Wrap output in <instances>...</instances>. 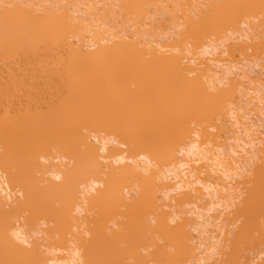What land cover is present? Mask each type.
<instances>
[{"label":"bare ground","instance_id":"1","mask_svg":"<svg viewBox=\"0 0 264 264\" xmlns=\"http://www.w3.org/2000/svg\"><path fill=\"white\" fill-rule=\"evenodd\" d=\"M4 1L6 2V0ZM4 1L0 0L1 2L0 6L2 7L0 8V106L3 104L2 102L5 100V97L8 94L12 95V93H8V91H7L8 93L7 95H3L4 91L6 92L7 89L9 90L11 89L12 92L14 93L20 90H22V93H24L25 90H27L26 92H29L27 88L23 90L24 88L20 85V83L22 82L21 80L26 81L27 79L25 77H27L28 75H31V74H28L29 70L27 73H25L27 70L26 71L24 70L26 66H27V69H29L27 64L29 61H31L30 59L28 60L26 54H24L27 52H29L30 54H33L32 57L34 58L35 61H37L38 58H41V55H42V58L43 56L44 57L47 56L45 57V59L46 58L48 59L50 57L48 60L49 61L51 60L52 64L50 65L47 64L48 65L47 67H50V66L54 67L55 65L54 62L58 61V59L61 57L59 59V61H61L62 59L61 61L62 63L60 65H58L60 63L58 61V63L56 62L57 65H55V67L53 68L54 70L52 69V67H50L54 71L53 73H50V77H48V75H49V72H52V70H50V68L47 69V67L45 66L46 63L45 65L43 64L44 66H42L41 64L42 61L38 62L40 70L43 71V72L41 71V73H43L44 76L43 74H39V75L44 77L45 79L47 78V81L51 79L52 82H54L53 80H55V78H52V75L53 76L55 75L54 77H56L57 80H59L57 76L62 77L64 79L66 78L65 81H68V83L70 79L76 76L78 77L85 76V78L88 76L89 78H91L93 75L92 73L94 72H95L94 73L95 75L100 76L99 75L100 72L98 71L99 69L97 70L98 66L94 65V67H91L92 65H90L91 64L90 62L91 61L93 62L92 58L94 57H96L94 58V61L96 62L95 59L98 58L97 56H99V54L100 55L102 54L103 57L101 58L100 56V58H98L102 60L101 61L97 60L96 63L100 64L101 62V64H103L102 61H104L105 66L103 64L102 65L104 66L103 69L102 68L100 69L103 71L104 68H107L109 69L108 72L110 71L112 75L115 74L114 75L115 77L113 79L112 75L108 73L106 69V71L104 70L105 77L108 78L107 76L109 75L111 76L113 80H116L118 79V77H120V80L122 78V81L120 80L119 81L116 80V81L120 82V85L121 83L123 84V82L128 81L126 82L128 84L125 83L126 86L129 85V80L131 79L134 82H136V85L138 82L145 81L146 83L147 81V83H149L148 84L149 86L144 85V83L142 82H141L142 84L138 83V86L141 85V86H145V88L147 87L146 89L143 87L145 89L144 94L146 93L148 94L151 92L153 93L151 94V96L149 95L147 97L146 95L141 93L143 92L141 90L140 93L142 95L140 94L141 96L140 97L138 96L137 98L138 99L143 98L141 100L144 103L145 101L144 98L146 97V100L148 98V101H147L148 104L146 102L145 103L149 105L150 107L152 104L154 106L150 108L149 106L146 105L147 108H150L149 111L147 110V108L144 109V111L145 110L148 111V113L146 114L147 111L145 112L143 111V107L145 106L144 105L145 103L143 104L141 100L138 103V99L134 97L137 94H134V96L132 94V95H129L130 97H128V92L130 94L131 92L133 93L134 91L136 93L137 89L140 90L139 88L136 89L135 83L133 81L132 82L134 83V86H132L133 85L132 84L131 86H129V88L131 87L130 89H136V90L130 91V89H128V87H126L125 85H124V88L125 89L127 88L128 90H124L122 85L120 86L116 84L117 83L116 81H113L116 83L108 84V85H114V86L116 85L118 90L121 87L123 89L122 90L120 89L121 94L118 96H117V93L119 91L117 90V93H115L117 88L114 90L112 89V92H110L111 89L106 84L109 78L106 79L103 74H102L103 76L102 75L101 76L105 78L104 79L105 85H107L106 87L109 88L110 90L104 88L103 86L102 88L108 91L106 92L108 93V95L110 93L113 94V91H115L114 94L117 97H115L114 95L106 96L105 94L106 90L104 91L105 96L109 98V100L110 98L112 99L115 98V100L120 101L119 103H121V101H125L124 106H122L123 104L119 105L122 107L121 110L122 109L123 110L122 111L118 110V107H119V106L117 107L118 102H116L115 100H114L115 101L114 104H112L113 100L112 101L110 100L109 102L112 105L117 107V108L115 107V110L117 109L119 112L121 111V113L124 111V114L125 112L127 114L128 111L126 110H129L130 107L135 106L136 108L135 107L130 108L131 110L129 111L131 112V115H130L131 118L132 116L139 114V116L137 115L136 117L137 120L134 117V120L136 121H134L133 118H132L133 122L131 121V119L130 121H128L129 120L128 118H130L128 117L130 112H128L127 114L128 116H126L127 118L125 117L127 121L125 120V122H123L124 121L123 119L125 118H122V116H120V115H123V113L122 114L117 113L119 115L118 116L117 114H115L114 109L111 110L114 106H111V105L109 106V102L107 101L106 103L104 101L105 104L109 106L108 107L109 111H108V108L104 106V103H101V100L103 99L108 100V99H105L104 98L105 96L102 97L101 96L102 94L100 92L98 93V91L96 90L97 88L95 86H92L94 88L91 87L94 90L92 89L90 91L86 90V88L89 89L88 87L90 85L87 87V84L85 83V81H88L89 79L88 80L84 79V82L82 81L84 77L81 78V82H82L81 84L83 83L86 84L85 90H84V86L83 88H81L80 82L79 83L77 82L78 79L76 78L77 80L75 79L76 80L75 81L73 78L72 82L73 81L74 83L76 82L74 86L80 85L79 88L81 89H73L74 88L73 85L71 87V84L69 83L70 85L67 84L69 87L67 90L69 91L68 93H64L65 94V95L63 94L64 96H62L61 93H59V96H57L56 95L58 91L57 89H56L57 91L55 90L56 92L53 91L55 92V95L50 91L52 98L50 99L49 103L51 104L49 105L48 102L46 103H48L47 105L48 107L51 106L50 107L51 110L48 107L47 109H45L46 106L42 105L45 103L44 102L45 99L40 100L43 102V103L40 102L42 103L41 105L37 103H35L34 105L33 100L30 101L29 99V95L31 94H29L28 96L23 95L21 94V91H20V94L23 95L24 97L21 95H18L19 94L18 92H17L18 94L16 93L17 95L15 94L16 97L13 95L14 98H16V100L19 99V97L25 98V96H27L28 98L27 100H29V104H28V101L26 100L27 104L25 106H27V108L28 107L31 108L29 106L30 102H32L33 103L32 105H34L35 107H37V105H40L37 107V111L38 109L39 111L42 110V112L40 111L39 114L45 113L46 117L48 116L47 113L51 116L55 113V110L53 111V107L56 109L55 106L56 104H58L57 106L59 108L56 109L57 111L56 113L57 114L59 113V116L58 117L53 116L55 117V120L50 121V124L49 122L47 123L46 120L43 121L41 119V121L44 122V125L45 123L48 125V127H45V130H41L43 132L42 134L41 131H39L38 129L37 131H35L36 129L31 128L33 127L32 125L29 127L30 123L28 121L30 120L28 119H31V124H32L33 121L35 123V118H36V121L37 120L40 121L39 118L43 117V119H45L46 117L44 118V115L42 117H40L39 115L38 119L35 115L34 117L33 114L35 113H33L32 109H29V108L26 109L24 108L25 107L24 105H23L24 107L21 106L22 102L20 103V101H22L21 99L23 98L19 99L20 100L18 102L20 103L19 109L21 110H19L20 112L19 111L17 112L18 114L21 113L20 115H23V112L25 113L28 110L29 113L26 112V114H24L26 115V117L27 116L28 117L26 118L23 116V118H25L26 120L20 121L21 125L19 124L18 121L21 120L20 118L22 117L18 118V121H15L13 120L15 118L11 119L10 116H8L9 115L8 113H5V114L9 118L5 117L4 114L0 113V264H151V263L153 264V262H155L154 264L156 263L157 264L158 263L159 264H173L172 263L173 259L171 257L170 251H173V249L176 250V248L171 247V245L175 243L178 244L177 249L179 248L180 250V252L179 250L178 251L176 250L177 251L176 255L178 257V260L176 259V256H175L176 252L174 253L173 251L174 254L172 253L174 255L173 258L175 257L176 263L184 264L185 260L189 259V261H187L189 263L187 264H190V262L192 264L193 260L195 259H197V262L199 261V257L205 252V250L207 251L209 250L213 252L212 249L214 248L207 249V246L205 245V243H203V239H205L203 237H205L206 233L209 231V230L207 231V229L205 228H207V226L211 224L210 223L212 222L211 220L217 218L214 216L213 217L210 216V213L215 211V208L217 207L216 205L218 204L219 206L223 208V210L225 209V211L228 212L226 215L227 218L224 217L223 215H222L223 217L221 216L223 219L228 220L225 223L223 222V224L228 225V223L229 224H232L233 222L234 223L232 225H229L231 229L228 228L225 233L222 231L224 234L222 235L223 236L222 241H225L229 245L228 247L230 249L228 248L227 251H225L226 249H223L227 247V245L224 246L226 244L225 242H221L219 245L224 244L223 247H221L222 246L221 245L220 248L218 247L219 250L217 249V251H219V253L222 254V256H219L221 259L219 257L218 258L221 261L222 259L224 261L221 262L219 261V259L217 260V258L216 259L214 258L211 260L219 261L220 263L218 262V264H223L225 262H228L227 264H264V133L263 132L260 133L258 129H257L258 131L255 129V131H253L254 132L253 136L251 135L252 138L250 135L243 138V139H246L247 137H250L252 139L250 140L251 144L250 142L248 143L246 141L243 142L241 140L242 138L240 139L238 138V136L237 137L235 136L236 137L235 138V137H232L231 135L232 133L233 134L235 133L234 129L238 130L240 126L242 128V126L244 125V123L240 121V117L237 118L236 116V113H239L237 112L239 108L238 109L236 108L237 111L236 109L234 110L236 112L234 114L232 111L233 109L231 110L232 105H234L235 102L239 103V101L240 102L242 101L241 99L240 100L238 99L239 97H245V98L248 97V99L246 100H249L251 98V95L248 93V91H251V94L253 93L251 102H253L254 100V102L252 103V106L254 104L257 105V102H258V105H257L258 107L261 104L260 102L264 100V97L260 98V95H259L261 94L260 89L262 87L264 89V86L262 84V86L259 89L257 88L258 85H255L254 86L255 88L253 86H252L253 89L251 88L250 86L251 83L248 82L249 80L248 78H251V77L249 76L247 77V74H246L250 72L249 70L251 69L250 63L248 62L247 63L249 65L240 64V65H243L242 66L243 69L244 67L246 68L244 69L246 73L244 71L243 72L241 71L240 73L234 72L236 74V75H233L234 78L240 77V79L233 78V80L238 79L236 83H234L235 81L233 83L232 81L229 83L230 79L228 80V78L226 79L228 80L227 82L226 80L223 81L222 79H220L221 77L218 75V70L221 69L220 65L223 62H221V60H219L218 57L220 55L219 58H221V56L223 55V51L222 52L220 51L221 53L219 54H218V51H216L220 48L221 46L220 44L223 41L224 42L226 41L225 43L228 44V40L230 41L231 39L230 36H229L230 38H228V36L226 35L227 31H225L226 29L224 30L225 28L224 26L226 27L232 26L230 27L232 29L237 27V29H234V30H238V26L240 25V23L242 22L244 24V22L247 21L246 19L247 16L250 18V20L251 19L255 20L256 18L254 17L257 13L256 15L257 19L260 18L259 20V23L261 24V25L259 24L260 27L257 28V26H255V23H258L256 21L255 23L251 22L250 24L251 25L254 24V26L256 27V29H254V26H252L254 30H258V29L260 30L262 28L261 27L262 23L264 24V22H262L264 21L262 20V18H264V0H233V1L230 0L231 2H229V0H224V1L218 0L217 2L216 0H213L216 2L214 4L217 5L218 2L219 4L217 5L218 8L217 6L214 5L217 9L212 10V13L211 12L208 13V10L206 11L205 10L206 8L204 9V6L206 7L207 4H208L207 5L208 8H212V7L215 8L212 5L209 6V4L212 3L210 2L211 0H204L205 3L208 2L206 3V5L204 2H202L203 0H200V1L198 0L199 2L197 0H191L192 2L190 0H182V1L172 0L173 2L177 1L180 4L182 3L181 6H184L185 9L188 6L189 11L188 9H186L187 12L183 7L179 6L180 5L179 3L177 4V2L176 3L174 2L177 6L172 4L173 2H170L171 0H167V1L166 0L165 1L164 0H161V1L160 0H121V1L113 0L115 2L120 3V4L118 3V6H120L121 4L122 6H124V7L119 8V10H117L116 8H113V5L111 4L109 5L110 7L107 6V2L105 4L104 0H96V1L86 0L87 2L84 0H72L71 6L68 7V9L66 8V6L64 7L63 5V4L68 3L67 0H61V2H57L59 0H56V1L39 0L41 1L40 3H38V5L40 4L39 5L40 7L36 5L38 2L37 0H8L9 2L7 3H5ZM32 1H34V3ZM108 1H111V0H108ZM162 1L163 3H161ZM168 1L170 2V5L168 4L169 3ZM184 1H187V2L184 3ZM225 1H228V3H226ZM55 2H57L56 6H55ZM96 2L99 4H102L103 6L100 5L98 7ZM115 2L114 4H116ZM164 2L165 3L167 2L166 4L169 5L171 8H169V6H167ZM58 3L61 6V8L58 5ZM151 3H154V5ZM186 3H189V4H186ZM91 4H93V6ZM155 4L156 6L158 4L157 6L158 9L154 7ZM196 4L197 5L199 4V5L197 6ZM32 5L33 6L36 5L35 6L36 8L32 7ZM165 5L168 8H166ZM7 6H9V8L6 9ZM94 6L97 8L95 9ZM150 6H152V8ZM122 8L123 9L125 8L127 12H124L125 10H123ZM147 8L148 9L151 8L153 10L149 9L150 11L153 12L155 10L157 13L153 12V14H151V12ZM159 8H162V10ZM180 8H182L184 12L182 10L180 11ZM201 9H204V10H201ZM98 10H100L99 12L101 14H98ZM113 10L120 11V13L115 11L120 17L116 15L115 12L113 13ZM159 10H161V12L159 13L160 14L162 13V15L165 18L158 13ZM165 10H168V11H165ZM194 10H197L198 12ZM199 10H201L202 12L206 11L207 12L206 14H211L210 16L207 17V15L204 13V15L208 18L207 19L204 16V20L207 19L205 20V22H203L201 19L200 20L198 19L199 15L202 16L201 18H203V15H201L203 13L199 12ZM177 12L179 14L180 12L184 13L183 16H185V18L182 19L184 22H182V20L180 19L182 17V14L179 15L180 16L179 17L177 15L178 14ZM260 12L262 13V15ZM125 13H126L125 16H121L122 14L124 15ZM141 13H143V19L147 20L149 18L148 23H150V25L151 23L153 25L155 21L157 22L158 27H155L157 26L156 23H154L155 26L154 25L153 26L156 29H158L157 31H160L159 34L162 35L163 40L165 41L171 40L172 39L171 36H173L174 34H175L174 35L175 38L174 37L173 38L175 40L177 38L176 36L183 34L185 32L186 34H183L181 36L184 39L186 36L188 40L182 39L181 36L180 37L178 36L179 38H177L180 41L182 40L181 41L182 43L181 42L179 43L183 44V47L185 45L188 46L189 45L188 41H190L191 43L192 40L195 42L196 46L201 44V42L205 43L203 42L204 39L205 40L210 39L211 35L209 34L212 32H214V35H215V38H213L214 37L213 35L212 39L216 40L217 38L218 40L222 36L221 38L228 39V40H223L220 38L218 40L219 44L218 43L215 44V42L213 41L212 43H209L210 42L209 41L207 42L206 45H201L197 47L195 46V49L193 50H196V51H193L191 49L194 55L192 53H189L192 51L188 50L189 48H193L194 46L189 47L190 46L189 45L188 48L187 47L180 48L181 51L176 50V48L173 47L170 43H166V45L163 44L162 38H160V40H162L160 41L159 38H157L154 34L150 33V30H147L150 34H148L146 29L144 31L143 25H144L145 20L141 21L139 16H137L136 19L137 20L140 19L141 21L140 23H142V25L141 24L139 25L138 23L137 24L139 25V28L140 27L143 28V31L141 28L139 29L137 27L138 25L136 27L139 30L136 31L135 30L136 28H134L130 24L129 25L127 24V23L133 22L135 18L134 16L141 14ZM154 13L159 14V15L157 16ZM258 13L260 14V16H263V17H259ZM97 14L101 16V18L103 17L102 19L104 21L100 18V20H102L103 22H101L98 19L99 16ZM145 14L147 16L152 15L153 17L155 15V19L157 20L160 17L163 18L162 20L164 21L161 20L163 23L160 21L161 18L159 19V21L162 23L163 26H164V22L168 23V25L171 23V25H169L171 28H167L168 31L166 30L168 33L165 30L163 31V29H165L168 26L167 24H166L167 25L166 27L164 26L161 28L162 25L159 26L160 24L159 21L155 20L152 22L151 21L152 19L150 17H145L146 16ZM173 14H174V18L175 19L177 18V20H175L172 17ZM197 14H198V18L194 16ZM248 14L253 17H250ZM131 15H133V18L130 17ZM165 15L167 17L170 15V17H172L173 19L170 17L166 18ZM245 15L247 16L245 17ZM107 16L109 17V19L106 18ZM127 17H130L129 20H131L132 18V20L129 22ZM243 17H245L246 20L242 19ZM116 18H118L119 20L120 18H123V19L125 18L123 22L125 20L127 22L125 21L124 22L125 25H122V21H121L119 23L122 25V26L120 25L121 27H113V24L118 25L114 23L116 22L115 20H117ZM238 19L240 22H237ZM119 20L117 21V23L119 22ZM172 20L174 24H172ZM95 21L96 23H94ZM112 21L113 23H111ZM179 21H181V23ZM97 22L99 24H97ZM134 22L136 23V21ZM176 22L178 24H175ZM182 23H184L183 29H182V26H183ZM237 23H239V25ZM132 24L136 25L134 23ZM179 24L180 25L182 24V25L180 26ZM236 24L238 26H236ZM250 24L248 26H251ZM159 27H160V30H159ZM252 27L250 29H252ZM180 29L183 30V33L179 31ZM210 29H211V32H209ZM220 29H222V33L223 31H225L223 35H226L225 36L226 38L223 37L222 33H219ZM178 31L180 33H178ZM228 31L230 33L232 32L231 29ZM208 32L209 34L207 35ZM234 32H235V36H237L236 38L234 36V33H232L233 37H235L234 39L237 41L239 39L240 40L239 42L233 41V44L231 43V45H229L231 41L229 42L227 46L224 44L226 47H229L227 49L229 54L228 53L226 54L225 52L226 55H230V57H233V55L236 53L242 54L245 51L247 52L251 51L250 54L252 55V57L256 54H257L256 57H258L262 53H263L262 55L264 56V51H263L264 49L262 50V47H264V32L261 34L260 31H258L257 33H260V34H259V37L258 36L256 37L257 39L256 38L250 39L252 35L250 36L248 35V33L245 34L246 32L243 33L244 31L242 32L241 30L238 31V34L236 33V31ZM143 33H145L146 35ZM151 34L154 35L155 37L152 36ZM150 35L152 36V39L157 38L158 41L161 42V44L160 42L157 43V42L151 41V39H149L151 38L149 37ZM245 41H247V43ZM173 42L174 44H177L175 43V41ZM193 44H191V46ZM180 45H178V47H180ZM224 47H221V48H224ZM94 48L96 49L95 51L96 54L94 53L93 50H91ZM73 50L75 53H73ZM103 51H104V54H103ZM149 51L150 52L152 51L151 54H153V57L155 56L156 61L159 62V63L156 62L157 64L155 63L156 66L152 64L154 63L155 58L152 57L153 59L151 61L148 60V58L150 59L149 55L152 56L151 54H149ZM187 51L189 52L186 53ZM97 52H98V55H97ZM144 52L148 53V58ZM254 52L255 54H252ZM259 52L261 53L260 55L258 54ZM39 53H40V56H39ZM65 53H69V55ZM87 53L89 55L90 53H92V55L94 53V56L92 57L91 55V59H88ZM216 53L218 55H216ZM22 54L25 56H23ZM141 54L143 56L144 54L146 55L144 56L146 57L145 63H144L145 59L142 58ZM188 54H191V56L192 55L193 56L192 57L189 56L190 58H188ZM51 55L52 56L54 55L55 57H57V55L58 56L60 55V57H58V59L56 58L54 61L53 59L55 57L53 56L54 57L53 58ZM62 55H65L66 57L63 56L64 57L63 58ZM70 55L74 57L71 58ZM197 55L198 57H196ZM247 55L248 54L246 53L245 59H248ZM34 56L35 57L37 56L36 59ZM108 56L110 57L112 56V57L110 58ZM115 57L121 58L122 60L119 59L120 62L121 61L123 62L124 59L129 57V61L130 59L131 61L133 60L134 63L136 61V65L134 63H132L133 64L132 65L130 62H128L129 64L124 63L126 62L124 60L123 64H125V66L123 65L124 68L123 67L122 68L124 70L123 72H121L120 70L122 69H120L121 68L120 65L122 64L115 65L116 62L113 63V60L108 61V60H111L112 58L116 59ZM18 58H23L22 61L24 62H22L21 64V60H20V63H19ZM42 58L41 60L44 59ZM65 58H68V59H65ZM105 58L107 59L106 62H112L115 65V70L113 72H111L110 68L114 69L112 68L114 66L112 65V63H111L112 67L109 65L110 63L109 64L106 63ZM249 58L251 57L249 56ZM224 59H226V57ZM7 60L8 61L11 60V62H7ZM14 60H17L16 62L20 64V65L19 64L16 65V63H14L16 66H13V67L15 68L18 65L19 66L24 65L23 63L27 62V64H25L26 65L25 67L22 66V68L24 69L20 67V69L16 70V73L14 70H13L14 72H12L11 68H10V71L7 70V68L9 69V67L12 66V63ZM34 60L33 62L35 63ZM237 60H239V58H237ZM64 61L66 63H64ZM139 61H141L145 65H143ZM149 61L152 63L150 64ZM248 61H250V59H248ZM256 61L257 60H255V62ZM2 62H5V63H2ZM6 63L8 64L7 66H9L10 63L11 65L9 67H6L4 66ZM88 63L90 66L88 65ZM137 63L139 65L142 64L143 67H145L146 69L148 67L146 66V64L148 63L149 65H152L150 66V68L152 67V68L157 69L160 66L159 67L160 69L159 68L157 69V73L159 76L158 79H155L157 78V74H155L156 77L153 75L155 71L153 72L152 70H149V69H147L148 73L149 71L151 72L148 74V76H146L147 75V73L145 72L146 69L141 70L142 65L139 66ZM116 64H118V62ZM2 65H3V68L1 67ZM41 66L42 68L44 67L45 71L47 70L46 71L47 74L46 72H44ZM56 66L57 68L62 67L63 69L61 68L62 70L61 69L59 70L58 68V71H57L55 70L57 69ZM86 66H87V69H86ZM118 66H120V68ZM132 66L136 70L131 69ZM138 66H139V69L141 67L140 70L142 72H145L146 74L142 73L139 69L137 70ZM253 66L254 65H252V67ZM127 67H128V70H127ZM129 67H130V70H129ZM233 68L235 70L237 69L235 67ZM2 69H5V70L2 71ZM21 69L25 71L24 73L26 75L24 74L25 79L19 78L18 76L17 79H20L21 81L19 83V82H16L17 79L14 80V77L16 78L15 74H18L17 71L19 70H20L19 74L21 73L20 77H22L23 73ZM117 69L119 70L116 71ZM161 69L163 70L164 82L163 80L161 82L159 79L162 74V73L159 74V72H162ZM238 69L237 71H239ZM87 70H90V72ZM252 70L251 72L254 71ZM7 71H9L10 73H8ZM125 71L127 73H125V75L123 76V73ZM133 71H134V74H131L133 73ZM136 71H139V72H137L136 74L135 73ZM11 72L14 73V75H12ZM120 72H121V75H120ZM220 72H224L223 69ZM7 73L9 77L13 76V78H10V80L11 81L14 80L15 81L14 83H16L17 85L16 84L11 85L12 83L11 84L9 83V85H7L8 82H11L8 80V77L5 78L7 76ZM128 73L131 76L133 75L134 76L131 77L130 75H128ZM140 73L144 75L142 76ZM45 75H47V77ZM135 75H137L136 78L138 80L135 79ZM138 75L140 76L138 77ZM258 75L259 73L255 76H258ZM125 76L126 78L124 80ZM127 76H130V77H127ZM31 77L28 78L27 81H29ZM146 77H148V79H151L153 77L155 78L152 79V81L154 80L152 82L151 80L146 79ZM133 78L137 80L138 82L135 81ZM38 79L42 80L43 78L40 77ZM95 79L96 80H94L93 78L94 82H96L98 78H95ZM203 79H205L204 82H203ZM246 79H248L247 83L249 84H247L248 87H246L245 89L247 90V92H243V90H241L243 89V87L241 86H244L243 84L245 82H243V80L245 81ZM5 80H8V81L6 82ZM111 80L109 79V81ZM30 81H33L36 84V81H34L33 78ZM61 81H59V83L57 81V84L62 83L61 86L59 85L57 87L61 88L60 90H63V92L64 90L65 92H67L65 89V87L67 86L66 83L63 80ZM89 81L87 82L88 84L90 82H91V85L92 83H94L93 81H90V82ZM109 81L108 83H113ZM158 81H160L161 83ZM26 82L25 84L23 82L21 84H23V86L25 85L26 87L27 85ZM63 82H64V85L66 86L63 85ZM156 82L158 84H156ZM224 82L230 84L228 90L219 89L217 87L214 88L215 86L217 85L219 86L220 84H222L224 88L225 86ZM241 82H243V84ZM102 83L103 82L100 81L98 85L101 86ZM162 83L164 85H162ZM32 84L33 83H31L30 85ZM150 85H152V87ZM155 85L158 86L156 87L157 89L159 88L161 90L160 93L162 92L164 93L160 94L159 89L158 91H156V88H154ZM160 85H162L163 87ZM19 86L20 88L22 87L23 89L22 88L20 89ZM42 86H43L42 90L46 92L48 86L47 87H44V85ZM114 86L112 87L114 88ZM62 87H64V89H62ZM51 88L53 90L55 89L54 86H52ZM70 88H71V91H70ZM143 88L141 87V89ZM151 88L154 91H151ZM237 88H239L240 91H237ZM29 89H30V93H32V95L34 96V92L37 93V90L41 88H38L35 91L33 88L32 90L31 88ZM11 90L9 92H11ZM125 91H128V92L125 93ZM154 92H157V93H155L154 95ZM237 92L238 94H236ZM38 93H42V92H39L38 90ZM38 93L36 95H38ZM122 94H123V97L125 95V98H129L128 99L129 101L132 99L131 96H133V98H135L134 100L132 99L133 101H131L133 105L131 102L129 103L128 100H125L124 98H123L124 100H122L121 98H119V96H122ZM13 96L11 97L13 98ZM40 96L38 95V97L42 98L43 93ZM235 96H238V98L236 97L235 102H232L234 100L233 97ZM7 97H9V95ZM31 97L32 96H30V98ZM152 97L153 98L155 97V98L152 99ZM163 97L165 98L163 99ZM14 98H13L14 102L11 99L12 103L9 98H6L7 100H9V103L6 100L4 101V104L7 107L6 112H9V113L14 112L13 114H15L17 117V113L16 111H14V108L16 107L15 109L18 110L17 109L18 106ZM34 98L36 99L37 97H34ZM45 98L46 100L48 99L47 101H49V98H47L46 96ZM245 98H242V99L244 100ZM118 99H121V100H118ZM156 100L158 101L153 102ZM159 100L162 103L159 102ZM55 101H56V104H55ZM5 102H7L9 106L12 105L11 106L12 108L14 106L13 104L16 102L15 107L13 108V111L11 107H10L11 109L9 110V107L7 103ZM227 102H231L230 103L231 105H229L230 109L228 110V112L225 111L227 113V114L225 113L226 114V118H225L224 117L225 114L221 113V111H224V108L226 107L225 104ZM23 103L25 104L24 101ZM128 103L131 106H129ZM160 103H161V108H159ZM52 104L54 105L52 106ZM246 105L248 107L247 103ZM42 106L45 111L42 108H40ZM137 106H140L139 107L141 108V110L139 109L140 112L143 111L144 113L141 112L142 114H140ZM240 106L241 105H239L238 107ZM2 107L5 109V106L2 105L0 110L2 109ZM104 107L107 109L108 112H106V109L102 111L104 113L106 112V114L104 115V113L101 112L102 116L104 115L105 117L103 116L104 118H100L101 117V115H99L100 111L103 110ZM125 107L128 109H126ZM23 108L26 110L21 112L22 110H24ZM156 110L158 113L156 112ZM164 110H165V114L163 113ZM1 111H3V109ZM50 111L54 113L51 114ZM132 111L134 112V114ZM135 111H137L138 113ZM159 111L162 114L161 119L163 120L160 119L161 114H159ZM111 112H114L115 116L117 115L116 117L119 120H121V122L118 119L112 120L111 116H113L114 114ZM107 113L109 115L111 114L113 115L109 116L107 115ZM149 113H150V116L152 115V117L149 116ZM29 114H30V117L31 116L32 118L34 117L33 118L34 120L32 118H29ZM155 114H158L157 116L160 119V122L159 123L156 122V124L154 123L156 121L155 119H157L155 117L157 116H153ZM220 114H221V117H224V118L221 119ZM106 115L110 117L111 122L107 120L109 118ZM147 115L150 118H148ZM234 115L236 117H233ZM145 116L147 118V121L148 119L151 120L152 118L154 119V122L153 120L151 121L152 123L148 122L147 123L148 126L145 123L146 119L144 120L145 122H143V124L141 122L140 123L137 122L139 121L138 117L140 119L142 117L144 118ZM143 118L140 119V121L143 120ZM230 118L231 119L233 118L234 122L237 121L240 124V126L237 123L238 128H236L237 125L234 124L233 121H232L233 124L230 125L231 124ZM234 118L236 121L234 120ZM241 118H244V115ZM215 119L217 120L215 121ZM38 121L35 124L39 123L37 124L38 126L43 125V124H40L41 122H38ZM213 121H215L217 124L215 122L213 123ZM245 121L247 124L248 123L247 120ZM192 122L194 123L196 122L198 125L201 124V126L197 125L198 127L196 126V128H194L196 124ZM157 123L159 125H157ZM206 124L207 125L209 124V125L206 126ZM153 125H157V126L154 127ZM233 125L235 126V128ZM245 126H243L242 128L245 132L242 131L241 128L240 130L242 133L247 134V131L251 128V126L248 130L246 129L247 127ZM43 127L44 126H42V128ZM155 128H157L156 129L157 131L155 130ZM161 128L162 130L164 129L162 133L163 135L161 134L162 132ZM20 130L22 131L21 133H20ZM26 130H29V132L32 131V133L31 132L29 133ZM158 130L161 136H159L160 135L159 134L158 135L159 137L157 138L156 134H158ZM23 131L29 133L28 135H31L30 136L31 139L33 135H37L38 137L37 136L36 137L39 138L41 142L43 139H40V138H44L43 141L45 142V144L47 143L46 145L48 147V151L47 149L45 150L42 149L41 145L44 142L41 143L39 140H37V138H34V137H33L34 138L33 140L36 139L35 141L30 140L33 142L31 143L33 148L36 146H39L42 149L41 151H38V152H42V151H44L45 153L46 151L53 152L55 148L57 147L58 154H56L53 157L47 156L48 159L47 158L44 159L43 156L45 153L43 152L44 153L43 155L40 154L39 157H37L38 156L37 155L36 156L37 158H35L34 155L39 147L37 149L34 148V150H36L35 152L32 147H28L31 145L30 141H29L30 145L27 142L30 138L29 136H27V133H23ZM22 133L24 135H22ZM108 133L109 134L112 133L113 136L111 135L109 136ZM145 133H147V135H144ZM152 133L154 135H152ZM104 134H107L108 136H105ZM149 134L151 135L149 136ZM39 135L40 136L43 135V136L39 137ZM22 136H24V138L25 136L28 137V140L26 138L27 141L24 139L26 141L27 146L25 142L21 140V138H23ZM150 138H153V139L151 140ZM159 139H160V145L158 143ZM197 139H201V140H197ZM198 141H201L200 144ZM155 142H157L158 146L160 147H158L157 143ZM240 142L242 143L240 144ZM256 142L261 146L260 147L257 146L259 148L258 150L256 149V147H254L257 151L253 150L252 155H250V159H253V158L255 160L258 159L256 162L254 160L253 161L254 163L253 162L251 163L252 166L249 165L250 168L247 167L248 170L250 171L242 170V172L240 171L235 172L233 176L230 175L232 171H237L238 169H240L239 167L242 165V163L246 162V161L244 162L241 161V158H242L241 154L243 151H245V147L248 144L250 146ZM36 143H39V144L35 146ZM208 144L214 145L213 148L215 147L219 149V152H217L218 150L215 149L217 150L216 152L218 153L216 154L217 156L211 153L212 151L211 148H210L211 151L209 149H206V147L205 149L203 148L204 146H207V147L210 146ZM231 144H234V145H231ZM45 146H43V148H45ZM224 146L225 148H223ZM14 148L16 149L15 154L13 152ZM26 148L28 149L30 148V149L28 150ZM151 148H153L156 152L152 150ZM49 149H52V150L49 151ZM237 149H239L240 151H237ZM26 150L27 152L28 151L31 152V150L34 152V154L31 153V155L33 154L32 155L33 157L31 156L32 159L31 157L29 159L30 154L28 155L29 152L27 153ZM150 150L151 152L154 151L153 153L154 155L152 153L150 154L147 153ZM220 150L223 152L226 151L227 153L226 152L223 153ZM258 151L260 152V154ZM129 152L131 156L129 155ZM23 153L25 154L27 153L26 156ZM125 153H128V154H125ZM145 153H147L150 157L151 155H153V158L151 157L152 158L151 159ZM18 154H21V156L24 155L23 156L24 158L27 157L26 158L27 161L26 160L21 161L23 157H20L21 159H19V157L16 158L15 155L18 156ZM210 154L213 155V158H208ZM253 155L254 157H251ZM236 156L238 157L239 160L237 159ZM33 158H35V160ZM234 158L237 162L239 161V163H237L235 167L234 165L236 161L233 160ZM36 159L42 160L41 164L43 165L41 166L37 162ZM247 159L248 158H245L244 160H247ZM250 161L252 160L248 159L249 163ZM22 162H25V163H22ZM161 163H163V165L167 164V166L165 165V167H162L160 165ZM157 165L161 167L162 169L159 168ZM220 167H222L220 170L223 169L221 173L222 175L221 177H217L216 175L219 172H221V171H217V169ZM243 172L247 174L245 173L243 174ZM12 174H14L13 177H12ZM211 180L217 181L218 184L217 182H215V184L214 183L212 184L210 182ZM235 180H236V183L238 181V183L235 185L236 189L242 188V191L240 190L241 192H239V194L241 193V195L243 194L244 195L237 196V200L233 199L231 203V199L229 198V196L227 198L225 197L226 195L225 192H228L230 190L229 188H227L229 186L228 184L231 183L232 181L235 182ZM133 182H134V185L132 184ZM129 185L130 186L133 185L134 187H136L135 188L136 190L139 185L138 192L136 191L137 192L136 193L135 191H130L129 189H127V186L129 187ZM232 186L234 188V185ZM135 193L137 195L136 198L133 197ZM233 193H234V190H233ZM174 194L176 195L177 198L175 196L173 197L171 196ZM235 194L237 195V193ZM238 197H240V199ZM173 198L176 199L178 204H182L183 206H185V207H182L181 205H179L181 206L182 210H184L187 207L189 208V205H192L193 207H191L187 211L182 212L181 213L182 215L180 214L181 216H178L179 212H177V210L175 211L174 210L175 208H174L172 209L176 213L174 215L173 211L168 210L169 208L170 210L171 208H173V206L171 207L169 203V201H171ZM228 200H230V202ZM234 202H237L238 204L237 203L234 204ZM195 204H198V205L200 204V205L196 206ZM171 212H172V215L170 214ZM228 214L230 215L231 218L229 217ZM183 215L186 217H182ZM120 217H125V218H122L123 219L122 220ZM119 218H120V221H119ZM237 219L240 220L239 223L236 222L238 221ZM167 221L171 223V225ZM38 222H40V224ZM123 223L128 229L126 227L124 228V225L123 226L117 225V224L121 225ZM129 223L130 224L132 223V224L130 225ZM238 224L239 226L238 228H236L237 227L236 225ZM111 225H113L112 227L114 228L118 226L122 228L124 231L120 228L118 229V227H117V230H118L117 231L116 229H113ZM233 225L236 227H234ZM35 226H37L38 229ZM171 226H173V228ZM231 226H233L236 231L233 230ZM27 228L29 229L26 230ZM34 228L35 230L36 229L37 230L34 231ZM132 228L134 231L133 230L131 231ZM222 229L224 228L221 227V230ZM120 230L122 233L120 232ZM228 230L229 231L233 230V232L231 231L232 233L230 234V237H231L230 239H229V234L227 235ZM125 231L130 232V235L126 234L125 236V234H123V233H126ZM169 231L172 232V235H171L172 238L170 237ZM118 232H120L121 234L119 233L118 235ZM153 232L155 233V235ZM209 232L211 233V231ZM215 233H217V231ZM225 235L228 237L226 238ZM156 236H158L157 237L158 239L156 238ZM42 237L45 238L46 241H48L50 244L49 245L46 244L45 240H43ZM161 237L166 238L165 239L166 241L168 240L167 241L169 243L168 246L171 247L172 249V250L170 249L168 250L170 252L168 253L170 254V256H167L168 255L167 253H166L167 255L165 254L166 250L164 249L167 248V242L165 241L166 243L165 245H163L164 243L160 242V240L162 239ZM173 237H175V239H173ZM39 238L40 239L42 238V239L40 240ZM129 238H131L132 241ZM154 238H156L159 242L156 243L157 240H155ZM209 238L210 240L213 239L212 236ZM220 239L215 238V240L217 241ZM176 240L178 242H175ZM40 241H43L44 244L43 242H40ZM129 241L131 242V244H129L130 243ZM171 241H174V243H172ZM207 241H209L208 237H207ZM43 245L45 246L48 245V246L44 247ZM151 245H153L154 247ZM256 245H258L257 248L259 251L261 249L260 253L259 254L257 253L254 256L252 253L251 255V257L253 256L252 258L250 256H247L248 253L252 252L251 250H253V247H255ZM135 247H137V249H134ZM139 248L141 249V251L142 250L143 251L141 252ZM220 250H223V252L222 251L220 252ZM242 251L244 252L246 251V253L248 251V253L245 255V253H243ZM51 256H54V258ZM246 257H249L251 259H247ZM154 258H156L157 260ZM151 259L153 262L150 263ZM158 259H160L159 260L160 262L158 261ZM205 259L208 260L210 264V261H211V260L209 261L210 257L206 258L205 256V258L202 260H205ZM182 260L184 261L182 262ZM212 261H211V264L217 263L216 261H215L216 263ZM256 261H259V262H256ZM198 263L200 264V261ZM198 263H196V260L193 262V264H198Z\"/></svg>","mask_w":264,"mask_h":264},{"label":"rangeland","instance_id":"2","mask_svg":"<svg viewBox=\"0 0 264 264\" xmlns=\"http://www.w3.org/2000/svg\"><path fill=\"white\" fill-rule=\"evenodd\" d=\"M3 1H4V0H3ZM37 1H38V2H37ZM37 1H36V2H37L36 5H37L38 7H40V6H39L40 4L38 5V3H40L41 1H39V0H37ZM42 1H43V0H42ZM44 1H45V0H44ZM52 1H53V0H52ZM54 1H56V0H54ZM84 1H86V0H84ZM95 1H96V0H95ZM104 1H105V4H106V2H107V6H109V5L111 4V5H113V8H116L117 10H119V8H121V7H124V6H122V4H121L120 6H118V3H119V2H115L116 0H115V1H113V0H111V1L104 0ZM104 1H103V2H104ZM118 1H119V0H118ZM120 1H121V0H120ZM160 1H161V0H160ZM164 1H165V0H164ZM166 1H167V0H166ZM178 1H179V0H178ZM180 1H182V0H180ZM190 1H191V0H190ZM190 1H189V2H190ZM197 1H198V0H197ZM199 1H200V0H199ZM199 1H198V2H199ZM217 1H218V0H216V2H217ZM220 1H221V0H220ZM223 1H224V0H223ZM231 1H233V0H231ZM231 1L229 0V2H231ZM1 2H2V1H1ZM1 2H0V3H1ZM4 2H5V1H4ZM7 2H9V1L6 0L5 3H7ZM32 2L34 3V1H32ZM36 2H35V3H36ZM57 2H61V0H59V1H57ZM57 2H55V6L57 5ZM65 2H66V1H65ZM67 2L69 3V5H68V3H67V4H63V5H64V7L66 6V8L68 9V7L71 6V2H72V0H67ZM86 2H87V1H86ZM86 2H85V3H86ZM99 2H100V1H99ZM103 2H102V3H103ZM114 2H115L117 5L114 4ZM154 2H155V1H154ZM158 2H159V1H158ZM158 2H157V3H158ZM168 2H169V1H168ZM170 2H173V1L171 0ZM170 2L168 3L169 5H170ZM174 2H175V1H174ZM174 2H173L172 4H174L175 6H177V5L175 4L177 1H176L175 3H174ZM185 2H187V1H184V3H185ZM191 2H192V1H191ZM191 2H190V3H191ZM202 2H204V0H203ZM210 2H212L213 4L211 3V4H209V6H210V5H212V6H214V5L217 6V5L219 4V2H218L217 5L214 4V3H216V2L213 1V0H211ZM225 2L228 3V1H225ZM225 2H224V3H225ZM42 3H43V2H42ZM94 3H95V2H94ZM96 3H97V2H96ZM100 3H101V2H100ZM155 3H156V2H155ZM159 3H160V2H159ZM161 3H163V1H162ZM164 3H165V2H164ZM166 3H167V2H166ZM166 3H165V4H166ZM178 3H179V2H177V4H178ZM194 3H195V2H194ZM194 3H193V4H194ZM204 3H205V2H204ZM206 3H208V2H206ZM206 3H205V5H206ZM2 4H3V3H2ZM8 4H9V3H8ZM61 4H62V3H61ZM119 4H120V3H119ZM151 4L154 5V3H151ZM172 4H171V6H172ZM179 4H180V3H179ZM181 4H182V3H181ZM181 4H180L179 6H181ZM186 4H189V3H186ZM186 4H185V5H186ZM221 4H222V3H221ZM4 5H6V4H4ZM36 5H35V6H36ZM58 5H59V3H58ZM91 5L93 6V4H91ZM100 5L103 6L102 4L97 3V6H98V7H99ZM149 5H150V4H149ZM159 5H160V4H159ZM166 5H167V4H166ZM166 5H165V7H166ZM169 5H167V6H169ZM194 5H195V4H194ZM196 5H197V4H196ZM198 5H199V4H198ZM198 5H197V6H198ZM207 5H208V4H207ZM207 5H206V7L204 6V9L206 8L205 10H206V11L208 10V13H210V12L212 13V10L218 8V6H217V8H216L215 6H214L215 8H213V7H212V8H208ZM35 6L32 5V7H35ZM42 6H43V4H42ZM59 6H60V5H59ZM157 6H158V4H157ZM157 6H156V4H155L154 7H156V8L158 9ZM161 6H162V4H161ZM186 6H187V5H186ZM202 6H203V4H202ZM221 6H222V5H221ZM38 7H37V8H38ZM109 7H110V6H109ZM145 7H146V6H145ZM147 7H148V6H147ZM150 7L152 8V6H150ZM154 7H153V8H154ZM173 7H174V6H173ZM181 7H183V8L185 9L184 6H181ZM191 7H192V6H191ZM199 7H200V6H199ZM199 7H198V8H199ZM219 7H220V6H219ZM0 8H2V7L0 6ZM7 8H9V6H7L6 9H7ZM35 8H36V7H35ZM57 8H58V7H57ZM57 8H56V9H57ZM60 8H61V6H60ZM66 8H65V9H66ZM94 8L96 9L97 7L94 6ZM101 8H102V7H101ZM101 8H99V9H101ZM107 8H108V7H107ZM151 8H149V9H151ZM163 8H164V7H163ZM166 8H168V7H166ZM169 8H171V7L169 6ZM207 8H208V9H207ZM3 9H5V8H3ZM39 9H41V8H39ZM42 9H44V8H42ZM50 9H52V8H50ZM53 9H54V8H53ZM122 9H123V8H122ZM147 9H148V8H147ZM149 9H148V10H149ZM159 9L162 10V8H159ZM186 9H188V11H189L188 6L186 7ZM186 9H185V10H186ZM195 9H196V8H195ZM204 9H201V10H204ZM117 10H113V13H114L115 11L120 13V11H117ZM123 10H125V8H124ZM151 10H153V9H151ZM161 10H159L158 13L161 12ZM169 10H170V9H169ZM181 10H182V8H180V11H181ZM190 10H191V9H190ZM201 10H199V12H202ZM99 11H100V10H98V14H101ZM101 11H102V10H101ZM145 11H146V10H145ZM149 11H150V10H149ZM165 11H168V10H165ZM171 11H172V10H171ZM171 11H170V12H171ZM173 11H174V10H173ZM176 11H177V10H176ZM182 11L184 12V10H182ZM192 11H193V10H192ZM194 11H197V10H194ZM206 11L202 12L203 14H201V15H203V18H201L202 16H200V15H199V18H198V14H199V13H198L197 15H194V16H196L199 20L201 19L203 22H205V20L208 19L207 17L211 15V14H206V13H207ZM116 12H115V14L118 15ZM124 12H127V11L125 10ZM124 12H123V13H124ZM150 12H151V14H153V12H156V11L154 10L153 12H152V11H150ZM150 12H149V13H150ZM170 12H169V13H170ZM183 12H182V13L180 12V14L177 12V13H178V14H177L178 16L182 14V17L180 18L181 20L185 18V16H183V15H184ZM186 12H187V10H186ZM197 12H198V11H197ZM104 13H105V12H104ZM156 13H157V12H156ZM156 13H154V14H156ZM164 13H165V12H164ZM190 13H191V12H190ZM192 13H193V12H192ZM204 13L207 15V17L204 15ZM260 13H261V12H260ZM98 14H97V15H98ZM159 14H160V13H159ZM159 14H156V15L158 16ZM165 14H166V13H165ZM187 14H189V13H187ZM195 14H196V13H195ZM258 14H259V13H258ZM103 15H104V14H103ZM106 15H107V14H106ZM125 15H126V13H125L124 15L122 14L121 16H125ZM145 15H146V14H145ZM160 15H162V13H161ZM175 15H176V14H175ZM185 15H186V14H185ZM248 15H249V14H248ZM252 15H253V14H252ZM256 15H257V13H256ZM256 15H255V17H254V18H256L255 20H254V19H251V20H250V18H249L247 15H245V17H246V16L248 17V18L246 17L247 21L244 22V21L242 20V21L244 22V24L241 22L240 25H239V23H237V24L239 25V26H238V25L236 24V26H238V30H234V29H237V27L234 28V26H233L234 29L230 28V27H232V26H230V27H229V26H228V27L224 26L225 28L222 26V27L224 28V30L226 29L225 31H227V32L229 33V34H228V33L226 32V35L228 36V38L231 37V39H230L231 42H230L228 39H223V38H221L222 36H221L220 38L223 39V40H228V44H229V42H230L229 45H231V43L233 44V41H234V42L237 41V40L234 39L235 37L237 38V36H235V32H234V31H236V33L238 34V31H239V30H241L242 32L244 31L243 33L246 32L245 34L248 33V35H250V36L252 35V36L250 37V39H252V38L254 39V38H256L257 36L259 37V34L261 33V31L264 30V24L262 23V26H261L262 28H261L260 30H259V29H258V30H254V29H256L255 26H257V28H258V27H260V25H261V24L259 23L260 18L257 19ZM261 15H262V13H261ZM98 16H99V15H98ZM118 16H119V15H118ZM127 16H128V15H127ZM137 16H139V18L141 19V21H142V20H143V21L145 20V19H143V13H141V14H138V15H135V16H134V17H135V18H134V21H136V23H135L134 21L131 22V23H127L128 25L130 24L131 26H133L134 28H136V29H135L136 31L139 30V29L141 28V27L139 28V25H140V24L142 25V23H140V22H141L140 19H138L139 21L136 19ZM162 16H163V15H162ZM165 16H166V15H165ZM178 16H177V17H178ZM204 16H205L207 19L204 20ZM249 16H250V15H249ZM104 17H105V16H104ZM110 17H111V16H110ZM113 17H114V16H113ZM116 17H117V16H116ZM119 17H120V16H119ZM119 17H118V18H119ZM130 17L133 18V15H131ZM130 17H127L129 22L132 20V18H131V20H129ZM145 17H150V18L152 19V20H151L152 22L155 21V20H157V19H155V15H154V17H153L152 15H149V16L146 15ZM163 17H164V16H163ZM168 17H170V15H169ZM168 17L166 16V18H168ZM172 17L174 18V14H173ZM172 17H170V18H172ZM175 17H176V16H175ZM179 17H180V16H179ZM196 17H195V18H196ZM245 17H243L242 19H245ZM250 17H253V16H250ZM259 17H263V16H260V14H259ZM97 18H98V17H97ZM100 18H101V16H99L98 19L100 20ZM102 18H103V17H102ZM102 18H101V19H102ZM106 18L109 19L108 16H107ZM118 18H116L117 20H115L116 22H114V23L118 24L119 26L113 24V27H121L122 25H125L124 22H125L126 20H125L124 22H123V20H124L126 17H125L124 19H123V18H120V20H119ZM156 18H157V17H156ZM160 18H161V17H160ZM160 18H159V19H160ZM164 18H165V17H164ZM173 18H172V19H173ZM121 19H122V20H121ZM159 19H158L157 21H159ZM162 19H163V18H161L160 21H161ZM174 19H175V18H174ZM246 19H245V20H246ZM248 19H249V21H248ZM102 20H103V19H102ZM102 20H100V21L103 22L104 20H103V21H102ZM118 20H119V22L117 23ZM148 20H149V18H148L147 20L144 21V25H143V26H144V27H143V28H144V31H145V29H146V31H147V30H150V33L154 34L157 38H159V40H160V38H162V40H163L162 35L159 34L160 31H157L158 29L155 28V27H158L157 22H156V21L154 22V23H156L157 26H155V24L153 23V25L155 26V27H154V26L152 25V23H151V25H150V23H148ZM170 20H171V19H170ZM170 20H169V21H170ZM175 20H177V18H176ZM175 20H174V22H175ZM240 20H241V19H240ZM257 20H258V21H257ZM262 20H264V18H262ZM262 20H261V21H262ZM100 21H99V23H100ZM109 21H110V20H109ZM109 21H108V23H109ZM121 21H122V25L119 24ZM146 21H147L148 24L146 23ZM151 21H150V22H151ZM160 21H159V22H160ZM162 21H164V20H162ZM162 21H161V22H162ZM166 21H167V19H166ZM255 21L258 22V23H255ZM105 22H106V21H105ZM126 22H127V21H126ZM159 22H158V23H159ZM161 22H160L159 26L162 25L163 22H162V23H161ZM177 22H178V21H177ZM177 22H176L175 24H178ZM179 22L181 23V21H179ZM182 22H184V21L182 20ZM237 22H240L239 19H238ZM251 22H254V23H255V26H254L253 23H252L253 25H251V24H250ZM262 22H264V21H262ZM89 23H90V22H89ZM91 23H92V21H91ZM94 23H96V21H95ZM99 23L97 22V24H99ZM106 23H107V22H106ZM111 23H113V21H112ZM132 23H134V24H136V25H133ZM137 23H138L139 25H138ZM169 23H170V22H169ZM246 23H247V24H246ZM166 24L168 25V23L164 22V26H165V27L167 26ZM172 24H174V23H173V20H172ZM182 24H183V26H182V29H183V27H184V23H182ZM182 24H181V25H182ZM249 24H250L251 26H248ZM257 24H258V25L260 24V25L258 26ZM90 25H91V24H90ZM93 25H94V24H93ZM120 25H121V26H120ZM137 25H138V26H137ZM169 25H171V23H170ZM169 25H168L165 29H163V31H164V30L166 31L167 28H171ZM179 25H180V24H179ZM181 25H180V26H181ZM245 25H246V26H245ZM94 26H95V25H94ZM94 26H93V27H94ZM101 26H102V25H101ZM104 26H106V25H104ZM109 26H110V24H109ZM136 26H137L139 29H138ZM164 26L162 25L161 28L164 27ZM172 26H173V25H172ZM252 26H254V29H253ZM174 27H176V26H174ZM251 27H252V29H250ZM98 28H99V27H98ZM101 28H103V27H101ZM104 28H105V27H104ZM143 28H141L142 31H143ZM223 28H222V29H223ZM227 28H228V29H227ZM229 28L232 30L231 33L228 31V30H230ZM222 29H220V32H219V33H222ZM101 30H102V29H101ZM159 30H160V27H159ZM161 31H162V29H161ZM163 31H162V33H163ZM167 31H168V30H167ZM167 31H166V32H167ZM169 31H170V29H169ZM179 31H180L181 33H183V30L180 29ZM179 31H178V33H180ZM212 31H213V30H212ZM225 31H223L222 35L224 34ZM258 31H260V33H257ZM147 32H148V31H147ZM166 32H164V33H166ZM209 32H211V29L209 30ZM209 32L207 33V35L209 34ZM254 32H256V33H254ZM263 32H264V31H262V33H263ZM150 33L148 32V34H150ZM167 33H168V32H167ZM232 33H234V36H235V37H233ZM249 33H250V34H249ZM253 33H254V34H253ZM262 33H261V34H262ZM143 34H145V33H143ZM152 34H151V35H152ZM183 34H186V33L184 32ZM183 34H180V35L177 34V35L180 37V36L183 35ZM237 34H236V35H237ZM239 34H240V32H239ZM145 35H146V34H145ZM151 35L149 36V37H151V38H149V39H151V41H154V42H157V43H159L160 41H162V40L158 41L157 38H156V39H155V38L152 39V36H154V35H152V36H151ZM172 35H173V34H172ZM174 35H175V34H174ZM174 35L171 36V37H172L173 41H175V43L178 44L179 42L182 41V40L180 41L179 39H177V38H179L178 36H176V37H177L176 39L179 40V41H177L176 39L174 40V38H175ZM207 35H206V36H207ZM209 35H211V37L209 36L211 40L208 39V38H207L208 36H207L206 38H207L208 40H205V39H204L203 42H205V43H202V42H201V44H199V45H197V46L206 45L207 42H209V41H210L209 43H212V41H213V42H215V44H216V43L219 44L218 40H219L220 38H219L218 40H217V38H216L217 42H216L215 39H212V36L214 35V32L210 33ZM219 35H220V34H219ZM226 35H223V37H225ZM231 35H232V36H231ZM84 36H85V35H84ZM155 36H154V37H155ZM169 36H170V35H169ZM229 36H230V37H229ZM144 37H145V36H144ZM173 37H174V38H173ZM147 38H148V37H147ZM147 38H146V39H147ZM181 38H182V36H181ZM213 38H215V35H214ZM225 38H226V37H225ZM232 38H233V39H232ZM172 39L169 40V41H165V40H163V44L166 45V43H170L173 47L176 48V50H180V51H181L180 48H184V47H187V48H188L189 45H190L189 47H193V46H194L193 48H189V49H188L189 51H192L193 49H195L196 44H195V42H194L193 40L191 41V43H190V41H188V44H189L188 46L185 45V46L183 47V44H181V43H182V42H181V43H179L178 45L181 44L182 46L180 45V47H178L177 44H174V42L172 41ZM182 39H184V38H182ZM190 39H191V38H190ZM256 39H257V38H256ZM147 40H148V39H147ZM184 40H188V38H186V36H185V39H184ZM214 40H215V41H214ZM239 40H240V39H239ZM239 40H238L237 42H239ZM176 41H177V42H176ZM248 41H250V40H248ZM164 42H165V43H164ZM183 42H184V41H183ZM225 42H226V41H225ZM225 42L223 41V42L220 44V45H221L220 48H219L218 50H216V51H218V54L221 53V52L223 51V55L221 56V58H219L220 55H219V57H218V59L221 60V62H223V63L220 65V66H221V69L218 70V75L221 77L220 79H222V80L224 81V80H226V79L228 78V80L230 79V80H229V83H230L231 81H232V83H233L234 81H235L234 83H236V82L238 81V79H240V77H235V78H238V79H237V80H233V78H234L233 75H236L234 72H237V73H240L241 71L243 72L244 69H246V68L244 67V69H243V67H242L243 65H240V64H247V65H249L248 63H250V66H251V69L249 70L250 72H248V73H246L245 71H244V72L247 74V77L249 76V77H251V78H248L249 80H248V79H246L245 81L243 80V82H245L244 84H243V82H241V83L244 85V86H241V85H240L241 87H243V89H241V90H243V92H247V90H245L246 87H248L247 84H249V83H247V80H248V82L251 83V84H250L251 88H252V86L254 87L255 85H258L259 87L257 86V88H259V89H260V87L262 86V84H263V86H264V56L262 55L263 53L261 54V53L259 52L258 54H259V55L261 54L260 56L256 57V55H257V54H256V55H254V56L252 57V55L250 54L251 51H249V52L245 51V52L248 54L247 56H248V59H250V61H248V59H245V55H246L245 52H243L242 54H240V53L237 54V53H236L237 55L234 54L233 57H230V55H226V54L228 53L227 49H228L229 47H226L228 44L225 43ZM245 42L247 43V41H245ZM184 43H185V42H184ZM186 43H187V42H186ZM193 43H194V44H193ZM209 43H208V44H209ZM250 43H251V42H250ZM160 44H161V42H160ZM163 44H162V45H163ZM191 44H193V45L191 46ZM218 44H217V45H218ZM224 44H225L226 46H225ZM248 44H249V43H248ZM250 45H251V44H250ZM197 46H196V47H197ZM224 46H225V47H224ZM251 46H252V45H251ZM73 47H74V46H73ZM221 47H224V48H221ZM248 48H249V47H248ZM248 48H247V50H248ZM191 49H192V50H191ZM225 49H226V50H225ZM263 49H264V47H262V50H263ZM75 50H76V49H75ZM89 50H90V49H89ZM89 50H88V51H89ZM91 50H93L94 53L96 54V52H95L96 49H95V48H94V49H91ZM249 50H250V49H249ZM71 51H72V50H71ZM97 51H98V50H97ZM189 51H187L186 53H188ZM193 51H196V50H193ZM193 51H192V52H189V53H192V54H193ZM220 51H221V52H220ZM259 51H260V50H259ZM263 51H264V50H263ZM263 51H262V52H263ZM31 52H32V51H31ZM38 52H39V51H38ZM38 52H37V53H38ZM69 52H70V51H69ZM197 52H199V51H197ZM225 52H226V54H225ZM252 52H253V50H252ZM73 53H75L74 50H73ZM94 53H93V55H92V53H90V55L87 53V54H88V55H87L88 59H91V55H92V57H93V56H94ZM144 53L147 55V58H148V53H146V52H144ZM151 53H152V51H151V52L149 51V54H151ZM183 53H184V52H183ZM186 53H185V54H186ZM194 53H195V52H194ZM244 53H245V54H244ZM24 54H26L27 59H28V60L30 59L31 61H29L28 64H27V62H26V63H23L24 65H22V66L25 67V66H26L25 64H27L29 69H27V66L25 67V69L22 68V66H19V65H20V64H19V63H20V60H21V64H22V62H24V61H22V59L24 58L23 56H25V55H23V54H22V55H23V56H22L23 58H18V59H19V63L16 62L17 60H14L15 62L13 61L12 66H10V65H11V63H10V65H9L10 67L7 66V65H8L7 63H6L5 65H4V64H3V65L6 66V67H9V69L7 68V70L10 71V68H11L12 72L15 71V73H16V70L20 69V67H21L22 69H24L25 71L27 70V71L25 72V71H23V70L21 69V71H22V73H23V74H22V77H20V74H21V73L19 74V71H20V70L17 71L18 74H15V75H16V78L14 77V80H16V79L18 78V76H19V78H24V77H25L24 74L27 73L28 70H29L28 74H31V75H28V74H27L28 76L25 77V78L28 80V78H30V77L32 76L31 79L33 78L34 81H36V84H35V82L30 81L31 79H29V81L26 80L27 82H26L25 80H21L24 84H25V82L27 83V85H26V87H25V85L23 86V84H21L22 82L20 81V79H17V80H19V81L16 80V82H19V83L21 82L20 85H21L24 89H23L22 87H21V88H22L23 90H25V88H27V89L29 90V92H26L27 90H25V91H24L25 94L22 93V90H20V89H21L20 86H19V88H20L19 90L21 91V94H23V95H27V96H28L29 94H31V95H29V99H30V101L33 100L34 105H35V103L41 105L43 102L40 101V100L45 99V101H44L45 103L42 104V105H45V106H46L45 109H47V107H48L47 105H48V103L50 102V99L52 98V97H51V92L55 95V92L58 90L57 93H56V95L59 96V93H61L62 96H64V95H65L64 93H68V91H69V90H67V89L69 88L67 84H69V83L71 84V87H72V85H73V87H74L73 89H81V88H83V86H84V90H85V86H86V84H87V87L90 85V86L88 87L89 89L86 88V90H88V91H90L92 88H94V87H92V86H95V87L97 88L96 90L98 91V93L100 92V93L102 94V95H101V94H100V95L103 97V96H105V94H106V96L108 95V93H106V92H108L106 89H108V90L111 89L110 92H112V89L114 90V89L117 88L116 85H115V86H116V87H115L114 85H108V84H115L117 81L120 80V77H118V79H116L117 81H116V80H113L114 77H115V76H114V75H115L114 73H115L116 71H118L119 69H117V70L113 73L114 75H112V74L110 73V71L108 72L109 69L104 68L105 71H106V69H107V72L110 73V74L112 75V78H113V79H112L111 76H109L108 74H107L108 76H107V75H106V76H107L110 80H111V79H112V80L109 81V79L105 77L104 70L102 71V70L100 69V68L103 69V67L105 66V63H104V61H102L103 64H104V66H102L103 64H101V62H100L102 59H101V60L98 59V58H100V56H101V58L103 57L102 54H101V55L99 54V56H97L98 58L95 59L96 62H97V60H100V61H98V62H100V64H98V63H96V62L94 61V58H96V57L92 58V59H93V62H92V61L90 62V63H91L90 65H92L91 67H94V65L98 66V67H97V70L99 69L98 71L100 72V74H99V72H98V74H99L100 76L95 75V74H94L95 72L92 73L93 75H95V76L92 75V77L94 78V80H96L95 78H98L96 82L93 81V78H92V77H91V78H92V80H91V78H89L88 76H87L88 78H87V77L85 78V76H82V77H84L83 80H82L83 82H84V79H86V80L89 79L90 81H93V82H94V83H92V85H91V82L88 80L90 83L88 84V83H87L88 81H85L86 84L83 83V84H84V85H83V84H81V83H82V82H81V78H82V77H78V76L73 77L74 80H75L76 78L78 79V80H77V79H76V80H77L78 83L80 82L81 88H79L80 85H79L78 83H77V84H78L79 86H77V85H75V86H77V87L74 86V84H75L76 82H75V83H74V81L72 82V79H73L72 77H71L72 79L69 78V79H70V80H69V83H68V81H65L66 78L64 79V78H62V77H58V76H57V78L59 79V80H57L56 77H54L55 75H54V76L52 75V78H55V80H53L54 82H52V80H51L50 78H48V79H50V80L47 81V78L45 79L44 77H42V76L39 75V74H43V73H41L42 70H40V67H39V65H38L39 63H38V62L42 61V62H43V63L41 62L42 66H44L45 63H46L45 66L47 67L48 65L52 64V61H51V60H50V61L48 60L50 57L48 56L49 58H48V59H47V58L45 59V57H47V56H45V57L43 56V58H44V59H43V58H42V55H41V58H42L43 60H41V58H38L37 61H35L34 58L32 57L33 54H30L29 52L24 53ZM65 54H68V55H69V53H65ZM103 54H104V51H103ZM145 54H144V56H146ZM218 54L216 53V55H218ZM228 54H229V53H228ZM249 54H250V55H249ZM252 54H255V52L252 53ZM35 55H36V54H35ZM54 55H55V54H54ZM54 55H53V56H54ZM73 55H74V54H73ZM97 55H98V52H97ZM151 55H152V56L149 55L150 59L148 58V60H150V61H151L153 58H155V56L153 57V54H151ZM193 55H194V54H193ZM193 55H192V56H193ZM39 56H40V53H39ZM39 56H38V57H39ZM51 56H52V55H51ZM53 56H52V57H53ZM55 56H56V55H55ZM55 56H54V57H55ZM63 56L66 57L65 55H62V57H63ZM70 56H71V55H70ZM95 56H96V55H95ZM141 56H142V58H144V59L146 58V57H144L142 54H141ZM141 56H140V57H141ZM189 56L192 57L191 54H188V58H190ZM247 56H246V58H247ZM249 56H250L251 58H249ZM20 57H21V56H20ZM34 57H35V56H34ZM36 57H37V56H36ZM36 57H35V59H36ZM54 57H53V58H54ZM58 57H60V55H59V56L57 55V57H55L54 59H53V58H51V59H53V60L55 61V59H56V58L58 59ZM64 57H63V58H64ZM68 57H69V56H68ZM73 57H74V56H73ZM73 57L71 56V58H73ZM108 57H110V56H108ZM111 57H112V56H111ZM111 57H110V58H111ZM152 57H153V58H152ZM186 57H187V55H186ZM196 57H198V55H197ZM225 57H226L227 60L224 59ZM254 57H255L256 59H255ZM259 57H260V58H259ZM25 58H26V57H25ZM60 58H61V57H60ZM60 58H59V59H60ZM115 58H116V57H115ZM142 58H141V59H142ZM228 58H229V59H228ZM233 58H234V60H233ZM237 58H239V60H237ZM243 58H244V59H243ZM39 59H40V60H39ZM59 59H58V61H59ZM65 59H68V58H65ZM85 59H86V58H85ZM105 59H106V58H105ZM116 59H117V60H116ZM116 59L112 58L111 60H108V61H112V60H113V63H115V62L117 63V62H118V64L115 63V65L122 64V65H120L121 68H120V66H118L120 69H122V70H120L121 72H123V70H124V69H123V68H124L123 65L125 66V64H123L124 60L126 61V62H124V63H128V62H130L131 64L134 63V61H133V60L131 61V59H130V61H129V57L126 58V59L123 58L124 60H123V62L121 61L122 63L119 61V59H121V58H116ZM223 59H224L225 61H224ZM241 59H242V60H241ZM259 59H260V60H259ZM33 60L35 61V63L33 62ZM38 60H39V61H38ZM114 60H116V61H114ZM121 60H122V59H121ZM142 60H143V59H142ZM142 60H141V61H142ZM148 60H147V62H148ZM236 60H237V61H236ZM246 60H247V61H246ZM255 60H257V61L255 62ZM25 61H26V60H25ZM54 61H53V62H54ZM58 61H55V62H54L55 65H57L56 62L58 63ZM61 61H62V59H61ZM61 61H59L60 63H59L58 65H60V64L62 63ZM106 61H107V59L105 60V62H106ZM141 61H139V62H141ZM143 61H144V60H143ZM150 61H149V63L151 64L152 62H150ZM7 62H11V60H10V61L7 60ZM87 62H88V61H87ZM119 62H120V63H119ZM145 62H146V59H145L144 63H145ZM156 62H157V61H156V58H155V61H154V63H152V64L155 65ZM219 62H220V61H219ZM247 62H248V63H247ZM2 63H5V62H2ZM14 63H16V65H17V64H19V65L15 68V67H13V66H16ZM54 63H53V64H54ZM64 63H66V62L64 61ZM106 63H108V64L110 63L109 65L111 66V63H112V62H106ZM113 63H112V65H113L114 67H112V66H111V67L114 68V69H111L110 66H109L111 72H113V71L115 70V65H114ZM141 63H142V62H141ZM149 63L146 64V66L149 67V68L147 67V69L152 70L153 72L155 71V73H153V75L156 77L155 74H157V78L153 77V78H151V79H148V77H146V79L151 80V81H152V79H154V78H155V79H158L159 76H158V73H157V69H158L160 66L157 65V66H159L157 69L152 68V67H151V68H152V69H151L150 66H152V65H149ZM157 63H159V62H157ZM157 63H156V64H157ZM261 63H262V64H261ZM13 64H14V65H13ZM43 64H44V65H43ZM47 64H48V65H47ZM108 64H107V65H108ZM128 64H129V63H128ZM128 64H127V66H128ZM134 64L136 65V61H135ZM137 64H138V63H137ZM142 64H143V63H142ZM142 64H141V65H142ZM230 64H231V65H230ZM234 64H235V65H234ZM3 65L1 66L2 68H3ZM55 65H54V67H55ZM86 65H87V63H86ZM88 65H89V63H88ZM90 65H89V66H90ZM99 65H100V66H99ZM132 65H133V64H132ZM135 65H134V66H135ZM138 65H139V64H138ZM141 65H139V66H141ZM143 65H145V64H143ZM143 65H142V69H141V67H140L141 70L146 69L145 67H143ZM239 65H240V66H239ZM252 65H254V66H253L254 68L252 67ZM261 65H262V66H261ZM42 66H41V68H42ZM129 66H130V65H129ZM139 66H138L137 70L139 69ZM155 66H156V65H155ZM46 67H45V68H46ZM50 67H52V66H50ZM50 67H47V69H49ZM54 67H52V69H53ZM106 67H107V66H106ZM118 67H116V68H118ZM122 67H123V68H122ZM153 67H154V66H153ZM233 67H235V68H237V69L240 68V69H238L239 71H237V69L235 70ZM4 68H5V67H4ZM56 68H57V66H56ZM58 68H59V67H58ZM58 68L55 69V70L58 71ZM61 68H62V67H61ZM61 68H59V70H60ZM88 68H89V67H88ZM125 68H126V67H125ZM232 68H233V70H232ZM241 68H242V69H241ZM258 68H260V69H258ZM42 69L44 70V67H43ZM52 69L50 68V70H52ZM62 69H63V68H62ZM62 69H61V70H62ZM86 69H87V66H86ZM89 69H90V68H89ZM131 69H134L133 66H132ZM140 69H139V70H140ZM147 69L145 70V72L147 73L146 76H148V74L151 72V71H149V73H148V70H147ZM159 69H160V68H159ZM222 69H223L224 72H220V71H222ZM224 69H226V70L228 69L227 72H226V70H224ZM252 69H253L254 71H253ZM3 70H5V69H2V71H3ZM13 70H14V71H13ZM39 70H40V71H39ZM53 70H54V69H53ZM53 70H52V72H49L48 77H50V73H53V72H54ZM127 70H128V67H127ZM129 70H130V67H129ZM134 70H136V69H134ZM141 70H140V71H141ZM161 70H162V69H161ZM161 70H159V71H161ZM251 70H252L253 72H251ZM9 71H7V72L10 73ZM46 71H47V70H46ZM46 71L44 70V72H46ZM87 71L90 72V70H87ZM91 71H92V70H91ZM230 71H231L232 73H231ZM12 72H11V73H12ZM24 72H25V73H24ZM30 72H31V73H30ZM39 72H40V73H39ZM42 72H43V71H42ZM107 72H106V73H107ZM121 72H120V75H121ZM128 72H130V71H128ZM137 72H139V71H136L135 73L137 74ZM141 72H142V71H141ZM145 72H142V73H145ZM219 72H220V73H219ZM225 72H226V73H225ZM8 73H7V76H6L5 78L8 77V80L11 81L10 78H13V76H12V77H11V76L9 77V76H8ZM32 73H33V74H32ZM116 73H117V72H116ZM118 73H119V72H118ZM125 73H127V72L125 71V72L123 73V76L125 75ZM142 73H140V74L142 75ZM146 73H145V74H146ZM160 73H162V74H161V77H160L159 79H160L161 82H162V80H163V82H164L163 70H162V72H159V74H160ZM250 73H251V74H250ZM258 73H259V75H258V76H255V75H257ZM46 74H47V72H46ZM102 74L104 75V77H105L106 79H108L109 82L116 81V82H113V83H108V81L106 82V84L110 87V89L106 87L107 85H105V80H104L105 78L102 77V76H103ZM131 74H134V71H133V73H131ZM138 74H139V73H138ZM12 75H14V73H12ZM25 75H26V74H25ZM101 75H102V76H101ZM128 75H130V74L128 73ZM143 75H144V74H143ZM143 75H142V76H143ZM150 75H152V74H150ZM29 76H30V77H29ZM43 76H44V74H43ZM45 76L47 77V75H45ZM123 76H122V77H123ZM130 76H131V75H130ZM130 76H127V77H130ZM133 76H134V75H133ZM133 76H131V77H133ZM136 76H137V75H135V79H137ZM139 76H140V75H138V77H139ZM225 76H226V77H225ZM254 76H255V77H254ZM36 77H38V78L41 77V78H43V79L41 80V79H38V78H36ZM192 77H193V76H192ZM217 77H218V76H217ZM229 77H230V78H229ZM258 77H259V78H258ZM25 78H24V79H25ZM60 78H61V79H60ZM125 78H126V76L124 77V80H125ZM141 78H142V77H141ZM224 78H225V79H224ZM235 78H234V79H235ZM252 78H253V79H252ZM37 79H38V80H37ZM133 79H134V78H133ZM135 79H134V80H135ZM143 79H144V78H143ZM143 79H141V80H143ZM231 79H232V80H231ZM8 80H5V81L7 82ZM14 80H12L11 82H8V84H7L6 82H5V83H6L7 85H9V83H10V84L12 83L11 85L16 84V83H14V82H15ZM61 80H63V81L66 83L67 86L64 85V82H63V85L67 87V88L65 87V89H66L67 92H65V90H64V92H63V90H60L61 88L57 87V86H59V85H60V86L62 85V83H61V84H57V81H58V83H59V81H61ZM76 80H75V81H76ZM127 80H129V79H127ZM137 80H138V79H137ZM137 80H135V81H137ZM141 80H139V81H141ZM144 80H145V79H144ZM228 80H226V82H227ZM250 80H251V81H250ZM255 80H256V81H255ZM38 81H39V82H38ZM100 81L103 82L101 86L98 85V84L100 83ZM120 81H122V78H121ZM132 81H133L132 79L129 80V85H128V86H126V84H128V83H126V82H128V81L123 82V84L121 83V85L123 86V88H124V85H125L126 87H128V89H130L131 87L129 88V86H131L132 84H133L132 86H134V83H135V87H136V89L139 88L140 90H138V89H137V90H136V89H130V91H131V90H132V91H133V90H136L138 93H137V92L135 93V91H134L133 93L131 92L130 94H129L128 91H125V93L128 92V97H130L129 95H132V94H133V96H134V94H137L136 96H134V97H136V98H137L138 96L140 97L142 94H144V92H145L144 90H145L147 87L145 88V86H141V85L138 86V83H141L142 81H141V82H138V81H137V82H138L137 85H136V82L133 81V82H134V83H133ZM153 81H154V80H153ZM153 81H152V82H153ZM155 81H157V80H155ZM160 81H158V82H160ZM204 81H205V79H203V82H204ZM28 82H29L30 84H31V83H33V84L30 85ZM55 82H56V83H55ZM61 82H62V81H61ZM148 82H150V81H148ZM161 82H160V83H161ZM226 82H224V83H225L224 88H223V85H222V84H220L219 86L217 85V86H215L214 88L217 87V88H219V89H225V90H228L230 84H228V83H226ZM260 82H261V83H260ZM19 83H18V85H19ZM37 83H39V84H37ZM125 83H126V84H125ZM142 83H144V85H146V86H149V85H148L149 83H147V81H146L147 84L145 83V81L142 82ZM142 83H141V84H142ZM154 83H155V82H154ZM252 83H253L254 85H253ZM41 84L44 85V87H47V86H48L49 89L47 88V91L45 92L44 90H42V89H43V88H42L43 86H42ZM70 84H69V85H70ZM116 84L120 85V82H117ZM150 84H151V83H150ZM152 84H153V83H152ZM156 84H158V83L156 82ZM245 84H246V85H245ZM16 85H17V84H16ZM121 85H120V86H121ZM162 85H164V84L162 83ZM162 85H160V86H162ZM52 86L55 87L54 90L51 88ZM99 86H100V87H99ZM102 86H103L104 88H106V89L102 88ZM112 86H114V88H113ZM120 86H118V87H120ZM140 86H141L142 88L144 87L145 89H144V88L141 89ZM150 86L152 87V85H150ZM250 86H249V87H250ZM91 87H92V88H91ZM111 87H112V88H111ZM153 87H154V86H153ZM156 87H158V86L155 85L154 88H156ZM162 87H163V86H162ZM241 87H240V88H241ZM29 88H31V90H32V88H33L34 91H35L36 89H38V88H41V89H38V90H39V92H42V93H43V97L40 98V97H41L40 95H41L42 93H38V90H37V93H38V95H39L40 97H38V95H36L37 93L34 92V91H33V92H34V96H33L32 93H30V89H29ZM123 88L121 87L120 89L122 90ZM132 88H134V87H132ZM149 88H150V87H149ZM154 88H153V89H154ZM254 88H255V87H254ZM44 89H45V88H44ZM56 89H57V90H56ZM62 89H64V87H62ZM73 89H72V90H73ZM120 89L118 90V88H117V89H116V92L113 91V94L110 93L109 95H110V96H111V95H114L115 97H117L118 95L121 94V93H120V91H121ZM128 89H127V88H126V89L124 88V90H128ZM158 89H159V88H158ZM158 89L156 88V91H158ZM161 89H162V88H161ZM238 89H239V88H237V91H240V89H239V90H238ZM252 89H253V88H252ZM10 90H11V89H10ZM10 90L7 89L6 92L4 91V94H3V95H7L8 93H12V95H11V94H8L9 97H7V96H8V95H7V96L5 97V100H4V101L7 100L6 98H9V99H10V97L13 96V95L16 97V95H17L18 93H19L18 95H21V94H20V91H17L18 93L16 92V93H17V94H16V93L12 92V90H11V92H9ZM55 90H56V91H55ZM92 90H94V89H92ZM105 90H106V91H105ZM117 90L119 91V92H118L119 94L117 93ZM141 90H142L143 92H141ZM149 90H150V89H149ZM149 90H148V92H149ZM159 90H160V89H159ZM162 90H163V89H162ZM261 90H262V91H261ZM7 91H8V93H7ZM50 91H51V92H50ZM53 91H55V92H53ZM70 91H71V88H70ZM104 91H105V94H104ZM151 91H154V90H152V88H151ZM163 91H164V90H163ZM31 92H32V91H31ZM49 92H50V93H49ZM102 92H103V93H102ZM114 92L117 93V96L114 94ZM123 92H124V91H123ZM140 92H141L142 94H141ZM160 92H161V90L159 91V93H160ZM235 92H236V91H235ZM260 92H261V94H259V95H260V98H263V97H264V89H263V87L260 89ZM13 93H14V94H13ZM125 93H124V94H125ZM152 93H153V92L148 93V94L146 93V94H144V95H146V96L148 97L149 95L151 96ZM155 93H157V92H154V95H155ZM162 93H164V92H162ZM162 93H160V94H162ZM248 93L251 95V98H250L249 100H246V99H248V97H246V98H245V97H239V98H238V96L233 97L234 100H233L232 102H235V98H236V97H237L239 100L241 99L242 101H241V102L239 101V103L235 102L234 105H232V108H231V110L233 109L232 111H233L234 114L236 113V112L234 111L236 108H237V109H238V108L240 109V110L238 109V111H237V109H236V111L239 112V113H236V116H237V118L240 117V121L244 123L243 126H245V124H246V121H245V120H247L248 123H247L246 126H245V127H247V128H246L247 130H248V129L250 128V126H251V128L247 131V134L241 132V130L244 131V130L242 129L243 126H242V128H241L240 124L235 120V118H234V120H235L236 122L233 121V118H232V119L230 118V120H231V124H230V125L233 124V123H232V121H233L234 124L237 125L236 128H238V124H239V126H240V127L238 128V130H237V129L235 130V129H234L235 126L233 125V126H234L233 129H234V132H235V133H234V134H233V133H232V134L230 133V134L232 135V137H235V136L237 137V136H238V138H240V139L242 138L241 140H242L243 142L246 141L247 143L250 142V140H252L251 138H252V136H253V134H254L253 131H255V129H256V130L258 129L260 133H262V132L264 133V127H263V126H264V121H263V119H264V106H262V105H264V104H263V103H264V100L262 101L263 103L260 102L261 104H260L258 107H257L258 102H257V105L254 104V105L252 106V103L254 102V100H253V102H251V101H252L253 93L251 94V91H248ZM248 93H247V94H248ZM15 94H16V95H15ZM48 94H50V95H48ZM63 94H64V95H63ZM140 94H141V95H140ZM236 94H238V92H237ZM236 94H235V95H236ZM10 95H11V96H10ZM23 95H21V96H23ZM47 95H48V96H47ZM54 95H53V96H54ZM66 95H67V94H66ZM109 95H108V96H109ZM154 95H152V96H154ZM163 95H164V94H163ZM239 95H240V93H239ZM261 95H262V96H261ZM14 96H13V98H14ZM27 96H25L26 99L23 98L24 96H23V97H19V96H18L19 99H20V98H23V99H21L22 101H20L19 99H17V100H18V101H17L16 98H14V100L17 102V106H18V108H17L18 110H16V109H15V108H16V107H15V103H16V102L13 104V105H14L13 108L15 107V108H14V111H16V113H17V117H16L15 114H13L14 112H12V113L6 112V108H7V107H6V105L4 104V101H3V100H1V101H3V102H2V103H3L2 105L5 106V109L2 107L3 111H1V110H2V109H1V110H0V113L4 114L5 117L10 116L11 119L15 118V119H13V120H15V121H18V118L22 117V118H20L21 120L18 121L19 124L21 125L20 121H22V120L25 121V120H26L25 118H23V116L26 117V115H24V114H26V112H28V110H27L25 113H24L23 111H25L26 109L29 108V107L27 108V106H25V105L27 104V103H26L27 101H28V104H29V100H27V99H28ZM30 96H32V97L30 98ZM45 96H46L47 98H49V101H47L48 99L46 100ZM57 96H56V98H57ZM101 96H100V97H101ZM106 96H105L104 98H105V99H108V100H104V99H103V100H101V103H104V106H106L107 108H108L110 105H111V106H114V105H112V104H114L115 101L118 102V103L120 102V101L115 100V98H113V99L110 98L111 101L113 100V101H112V104H111V103L109 102V101H110L109 98H107ZM133 96H131V98L134 100L135 98H133ZM164 96H165V95H164ZM2 97H3V96H2ZM2 97H1V98H2ZM18 97H17V98H18ZM34 97H37V98L35 99ZM54 97H55V96H54ZM60 97H61V96H60ZM112 97H113V96H112ZM142 97H143V96H142ZM144 97H145V96H144ZM155 97H156V96H155ZM155 97H154V98H155ZM161 97H162V96H161ZM13 98L11 97L12 101H13ZM119 98H121L122 100H124V99H125V100H128V99H129V98H125V95H124V97H123V94H122V96H119ZM123 98H124V99H123ZM154 98L152 97V99H154ZM164 98H165V97H163V99H164ZM242 98H245V99L243 100ZM11 99H10V101H11ZM24 99H25V100H24ZM53 99H55V98H53ZM101 99H102V98H101ZM116 99H117V98H116ZM121 99H118V100H121ZM132 99H131L130 101L128 100L129 103H130L131 101H133ZM137 99H138V98H137ZM141 99H143V98H141ZM141 99H138V103H139V101H140ZM144 99H145L144 103H145V102L147 103L148 98H147V100H146V97H145ZM160 99H162V98H160ZM26 100H27V101H26ZM114 100H115V101H114ZM149 100H150V99H149ZM12 101H11V103H12ZM19 101H20V103L22 102V103H21V104H22L21 106H22V107L25 106L24 108H26V109L23 108L24 110L21 111V112H23V115H20L21 113L18 114V112H17V111L21 110V109H19V106H20V103H18ZM23 101L25 102V104L23 103ZM53 101H54V100H53ZM53 101H52V102H53ZM104 101H105L106 103H107V101H108V102H109V106H107V104H105ZM157 101H158V100L153 101V102H157ZM163 101H164V100H163ZM237 101H238V100H237ZM244 101H245V102H244ZM256 101H257V100H256ZM256 101H255V102H256ZM7 102L9 103V100H7ZM7 102H5V103H7ZM13 102H14V101H13ZM40 102H42V103H40ZM46 102H48V103H46ZM122 102H123V103H122ZM124 102H125V101H121V103H119V104L117 103V107H118L120 104H123L122 106H124ZM134 102H135V101H134ZM141 102L143 103L142 100H141ZM159 102H161V101L159 100ZM164 102H165V101H164ZM164 102H163V103H164ZM8 103H7V105H8ZM11 103H10V104H11ZM33 103L30 102V105H29V106L31 107V108H29V109H32L33 113H35V114H33V116L35 115V116L37 117V119H38L39 115H40V117H42V116L44 115V118H45V117H46L45 113H41V114H39V112H40V111L42 112V110L39 111V109H38V111H37V107L40 106V105H37V107H35L34 105H32ZM129 103H128V104H129ZM131 103H132V102H131ZM144 103H143V104H144ZM146 103L144 104L145 106L143 105V106L145 107V108L143 107V111H144V109L147 108V106H149V105H147L148 103H147V104H146ZM161 103H162V102H161ZM161 103L159 104V105H160L159 108H161ZM230 103H231V102H227V103L225 104L226 107L224 108V111H221V113H224V114H225V113H226L225 111L228 112V110L230 109V106H229V105H231ZM246 103L248 104V107H247ZM18 104H19V105H18ZM50 104H51V103H49V105H50ZM55 104H56V101H55ZM135 104H136V103H135ZM140 104H141V103H140ZM150 104H152V103H150ZM155 104H156V103H155ZM238 104L241 105L242 107H241V106L238 107V106H239ZM2 105H1V106H2ZM23 105H24V106H23ZM53 105H54V104H52V106H53ZM57 105H58V104H56V106H55L56 109L59 108ZM115 105H116V103H115ZM126 105H127V103H126ZM132 105H133V103H132ZM137 105H138V104H137ZM146 105H147V106H146ZM236 105H238V106H236ZM245 105H246V106H245ZM1 106H0V108H1ZM11 106H12V105H11ZM11 106L8 105L9 110L12 108ZM129 106H131V105L129 104ZM152 106H154V105L152 104L151 107H152ZM155 106H156V105H155ZM157 106H158V104H157ZM157 106H156V107H157ZM254 106H256L257 108L254 107ZM10 107H11V108H10ZM50 107H51V106H49L48 108H50ZM115 107H116V106H114L113 108L110 107V108H112L111 110L114 109L115 114H117V113H121V111L123 110V109L121 110L122 107L119 106L120 109H119V107H118V110H121V111L119 112L117 109L115 110ZM117 107H116V108H117ZM133 107H135V106H132V107H130V108H133ZM139 107H140V106H137L138 110H139V109L141 110V108H139ZM141 107H142V105H141ZM149 107H150V106H149ZM151 107H150V108H151ZM164 107H165V106H164ZM245 107H246V108H245ZM13 108H12V111H13ZM40 108L43 109V106L40 107ZM125 108H126V107H125ZM125 108H124V109H125ZM130 108H129V110H131ZM135 108H136V107H135ZM150 108H147V110L149 111ZM162 108H163V106H162ZM248 108H249V109H248ZM250 108H251V110H250ZM259 108H260V109H259ZM56 109L53 107V111L55 110V113L52 112V111H50L51 114L54 113L55 115L53 114V115L51 116V115H49V114L46 112L48 116H47L45 119H43V117H42V118H39L40 121L37 120L38 122H41L40 124H43V125H41V126L39 125L40 127L37 125V124H39V123L35 124V123L37 122V121H36V118H35V123H34V121H33L34 119H33V118H34L35 116H34L33 118H32V116L30 117V114H31V113H30V114H29V118H32V119H33V120H32L33 123L31 124V119H28V120H30V121H28V122L30 123L29 127L32 125L33 127H31V128L36 129L35 131H37V129H38L39 131H41V130H45V127H48V125H47L46 123H45V125H44V122H43V121L46 120V122H47V123L49 122V124H50V121H54V120H55V117H58V116H59V113H58V114L56 113V112H57ZM105 109H106L105 107H104L103 110L100 109V110H101V111H100V114H99V115H101L100 118H104V117H105L104 115L106 114V112L109 111V108H108V111H107V109H106V112H105V113L102 112V111H104ZM126 109H128V108H126ZM164 109H165V108H164ZM241 109H243V110H241ZM43 110H44V109H43ZM50 110H51V108H50ZM111 110H110V111H111ZM129 110H126V111L130 112ZM132 110H133V109H132ZM134 110H135V109H134ZM140 110H139V112H140ZM147 110H145V111H147ZM151 110H152V109H151ZM259 110H260V111H259ZM4 111H5V112H4ZM7 111H8V110H7ZM44 111H45V110H44ZM47 111H48V110H47ZM58 111H59V110H58ZM143 111H141V112H143ZM145 111H144V112H145ZM148 111L146 112V114L148 113ZM3 112H4V113H3ZM19 112H20V111H19ZM101 112L104 113V115H103L104 117L102 116V113H101ZM128 112H127V114H128ZM132 112H133V111H132ZM135 112H137V111H135ZM141 112H140V114H142ZM144 112H143V113H144ZM156 112H157V110H156ZM253 112H254L256 115H255ZM5 113H8L9 115L7 116ZM28 113H29V112H28ZM111 113L114 114V112H111ZM122 113H123V115H125V116L120 115V116H122V118H125L126 116H128V115L126 114V112H125V114H124V111H123ZM122 113H121V114H122ZM137 113H138V112H137ZM137 113H136V114H137ZM157 113H158V112H157ZM163 113L165 114V110H164ZM10 114H12V115H10ZM56 114H57V115H56ZM113 114H111V115H113ZM115 114H114L113 116H111V115H109V114L107 113V115H109V116L112 117V120H115V119L117 120V119H118V118L116 117L118 114H117L116 116H115ZM133 114H134V112H133ZM159 114H161L160 111H159ZM164 114H163V115H164ZM224 114H223V115H224ZM226 114H227V113H226ZM226 114H225V116H224L225 118H226ZM237 114H238V115H237ZM249 114H250V115H249ZM262 114H263V116H262ZM13 115H14V116H13ZM19 115H20V116H19ZM27 115H28V114H27ZM99 115H98V116H99ZM107 115H106V116H107ZM130 115H131V112L129 113V116H128V117H130ZM137 115L139 116V114H137ZM137 115L132 116L133 120H134V117H135V119H136ZM157 115H158V114H155V115H153V116H157ZM243 115H244V118H241V117H243ZM18 116H19V117H18ZM53 116H55V117H53ZM114 116H115V117H114ZM118 116H119V115H118ZM142 116H143V115H142ZM147 116H148V115H147ZM149 116H150V113H149ZM149 116H148V118L152 117V115H151L150 117H149ZM218 116H219V115H218ZM236 116L234 115L233 117H236ZM256 116H257V117H256ZM27 117H28V116H27ZM27 117H26V118H27ZM107 117H108V116H107ZM113 117H114V118H113ZM220 117H221V114H220ZM224 117H221V119L224 118ZM245 117H246V118H245ZM262 117H263V119H262ZM8 118H9V117H8ZM108 118H109V119H107V118H105V119H107V120L110 121V120H111L110 117H108ZM122 118H120V119H122ZM126 118H127V117H126ZM126 118L123 119L124 121H123V120H122V121H123V122H125V120L127 121ZM132 118H131V117L128 118V119H129L128 121H130V119H131V121L133 122ZM142 118H143V117H142ZM142 118H140V119H142ZM155 118H157V119H155L156 121H155L154 124H156V122L159 123V122H160V119L162 118V114H161L160 119L158 118V116L155 117ZM237 118H236V119H237ZM258 118H259V120H258ZM260 118H261V119H260ZM16 119H17V120H16ZM41 119H42L43 121H41ZM140 119H139V117H138V120H139V121H137V122H139V123L141 122V123L143 124V122H145L144 120L146 119V122H145L146 125H147L148 122L152 123V122H151L152 120H153V122H154V119H152V118H151V120L148 119V121H147L146 116L143 118V120L140 121ZM217 119H218V117H217ZM217 119H215V121H216ZM243 119H245V120H243ZM48 120H49V121H48ZM56 120H57V119H56ZM118 120H119V119H118ZM136 120H137V119H136ZM136 120H134V121H136ZM161 120H163V119H161ZM242 120H243V121H242ZM119 121L121 122V120H119ZM215 121H213V123H214ZM238 121H239V120H238ZM244 121H245V122H244ZM110 122H111V121H110ZM123 122H122V123H123ZM22 123H24V122H22ZM26 123H27V122H26ZM145 123H144V124H145ZM158 123H157V125H159ZM192 123H194V122H192ZM215 123H216V122H215ZM237 123H238V124H237ZM252 123H253V124H252ZM259 123H260V124H259ZM17 124H18V123H17ZM194 124H196L195 127H194V128H196V126H197L198 124H197L196 122H195ZM203 124H204V123H203ZM203 124H202V125H203ZM216 124H217V123H216ZM255 124H256V125H255ZM46 125H47V126H46ZM149 125H150V124H149ZM157 125H153V126L155 127V126H157ZM160 125H161V123H160ZM204 125H205V124H204ZM208 125H209V124H208ZM208 125L206 124V126H208ZM257 125H258V127H257ZM18 126H19V125H18ZM25 126H26V125H25ZM42 126H44V127H43L44 129L42 128ZM147 126H148V125H147ZM191 126H193V125H191ZM198 126H201V124H199ZM198 126H197V127H198ZM253 126H254V127H253ZM255 127H256V128H255ZM21 128H22V127H21ZM27 128H28V126H27ZM149 128H150V127H149ZM151 128H153V127H151ZM240 128H241V130H240ZM29 129H30V128H29ZM156 129H157V128H155V130H156ZM202 129H203V127H202ZM233 129H232V130H233ZM262 129H263V130H262ZM21 130H22V129H21ZM21 130H20V133L22 132ZM147 130H148V129H147ZM149 130H150V129H149ZM159 130H160V129H159ZM159 130H158V134H156L157 136L155 135L157 138H158L159 136H161V134L163 133V130H164V129L162 130V128H161V131H162L161 134H160ZM199 130H200V128H199ZM250 130H251V131H250ZM258 130H257V131H258ZM26 131L29 132V130H26ZM33 131H34V130H33ZM35 131H34V132H35ZM156 131H157V130H156ZM30 132L32 133V131H30ZM30 132H29V133H30ZM44 132H45V131H44ZM145 132H146V131H145ZM153 132H154V131H153ZM198 132H200V131H198ZM240 132H241V133H240ZM244 132H245V131H244ZM248 132H249V133H248ZM23 133H27V132H24V131H23ZM23 133H22V135H24ZM29 133H27V136H29V138H30L29 140H28V137H27V136H25V138H24V136H22L23 138H21V140H23V141L25 142V144H26V141H27V140H28L27 142H28V144H29V141H30V140L35 141L36 139H35V140H33V139L38 137L37 135H33V134H34V133H33V134H32L33 136H32V139H31V137H30L31 135H28ZM38 133H40V132H38ZM41 133L43 134L42 131H41ZM156 133H157V132H156ZM36 134H37V132H36ZM102 134H103V133H102ZM108 134H109V133H108ZM159 134H160V135H159ZM258 134H259V133H258ZM104 135H105V136H108L107 134H104ZM104 135H103V136H104ZM110 135L113 136L112 133H110L109 136H110ZM144 135H147V133H145ZM150 135H151V134H149V136H150ZM152 135H154V134L152 133ZM158 135H159V136H158ZM162 135H163V134H162ZM248 135H250V136L252 135L251 138H250V137H247L246 139H243V138H245V137L248 136ZM36 136H37V137H36ZM42 136H43V135H41V136L39 135V137H42ZM155 136H154V137H155ZM33 137H34V138H33ZM236 137H235V138H236ZM26 138H27V140H26ZM147 138H148V137H147ZM157 138H156V139H157ZM253 138H254V137H253ZM24 139H25L26 141H25ZM40 139H43V140H44V138H40ZM150 139L152 140L153 138H150ZM156 139H155V140H156ZM160 139H161V137H160ZM160 139H159V141L157 140L158 143H159V145H160ZM37 140H39V138H37ZM43 140H42V142H41V140H39V141H40L41 143H43V142H44ZM155 140H154V141H155ZM197 140H201V139H197ZM32 141H30V144L33 143ZM46 142H47V141H46ZM198 142H199V144H200L201 141H198ZM34 143H35V142H34ZM41 143H40V145H41ZM152 143H153V142H152ZM155 143H157V142H155ZM155 143H154V144H155ZM158 143H157V146H158ZM226 143H227V142H226ZM230 143H231V141H230ZM241 143H242V142H240V144H241ZM256 143H257V142H256ZM256 143H253V144L250 145V146H249V144H248V145H247L248 147H247V146L245 147V151H243V152L241 151V152H242L241 155H242V158H243V159L241 158V161H242V162L246 161V162H244V163L241 162L242 165H241V164H240L241 166L239 165V166H240L239 168H240L241 170L238 169L237 171H232V172L230 173V175L233 176L235 172H239V171L242 172V170H243V171H245V170L250 171V170H248V168H250V166H252L251 163L255 160L254 158H253V159H250V155H252V153H253L252 151H253V150L257 151V150L259 149L258 147L261 146V145H259L258 143H257V144H256ZM30 144H29V145H30ZM38 144H39V143H36L35 146L38 145ZM44 144H45V142L41 145V146H42V149H44V150L47 149V151H48V147H47V145H46L47 143L45 144L46 146H45ZM250 144H251V142H250ZM208 145H210V144H208ZM231 145H234V144H231ZM254 145H255V146H254ZM26 146H27V144H26ZM43 146H45V148H43ZM213 146H214V145H210V146H208V147H207V146H204L203 148L205 149V147H206V149H209L210 151H211V149H212L211 153H212L213 155H216V154H218L217 152H219V149H217V148H215V147L213 148ZM257 146H258V147H257ZM28 147H32V144H31L30 146H28ZM38 147H39V146H36V147H34V148L37 149ZM151 147H152V146H151ZM158 147H160V146H158ZM252 147H253V148L256 147L257 150H256L255 148L253 149ZM32 148H33V147H32ZM34 148H33V150H34ZM39 148H40V147H39ZM39 148L37 149V151L34 150V152L36 151V153H35V155H34L35 158L39 157L40 154L43 155V154L45 153L44 151H42V152H38V151H41V150H42L41 148H40V150H39ZM210 148H211V149H210ZM223 148H225V146H224ZM26 149H28V148H26ZM29 149H30V148H29ZM29 149H28V150H29ZM53 149H54V147H53ZM151 149L154 150L153 148H151ZM215 149H217L218 151L215 150ZM50 150H52V149H49V151H50ZM160 150H162V149H160ZM213 150H214V151H213ZM224 150H225V149H224ZM15 151H16V149L14 148V150H13L14 154H15ZM47 151H46V153H45L44 156H43L44 159L47 158V156L53 157V156H55L56 154H58L57 147L55 148V150H54L53 152H52V151L47 152ZM154 151H155V150H154ZM154 151L151 152V150H150V151L147 152V153H149V154L152 153V154H153ZM216 151H217V152H216ZM220 151H221V150H220ZM237 151H240V150L237 149ZM255 151H254V153H255ZM13 152H12V153H13ZM26 152H27V150H26ZM28 152H29V153H28ZM28 152H27L28 155L30 154V155H29V159H30V157L34 154V152H33L32 150H31V152H30V151H28ZM43 152H44V153H43ZM155 152H156V151H155ZM221 152H223V151H221ZM221 152H220V153H221ZM224 152H226V151H224ZM224 152H223V153H224ZM241 152H240V153H241ZM244 152H245V153H244ZM246 152H247V153H246ZM258 152H259V151H258ZM27 153H26V154H27ZM31 153H33V154L31 155ZM37 153H38V154H37ZM147 153H145V154H147ZM226 153H227V152H226ZM250 153H251V154H250ZM23 154L26 156L25 153H23ZM125 154H128V153H125ZM259 154H260V152H259ZM19 155H20V156H19ZM24 155L21 156V154H18V156H17V155H15V156H16V158L19 157V159H21L20 157H23ZM37 155H38V156H37ZM129 155L131 156L130 152H129ZM147 155H148V154H147ZM153 155H154V154H153ZM153 155H151L152 158H153ZM213 155L210 154V155L208 156V158H213ZM238 155H240V154H238ZM238 155H237V156H238ZM243 155H244L245 158H248L249 160H252V161H250V163H249V162H248V159H247V160H244L245 158L243 157ZM247 155H248V156H247ZM254 155H255V154H254ZM254 155L251 156V157H254ZM36 156H37V157H36ZM59 156H60V155H59ZM132 156H133V155H132ZM216 156H217V155H216ZM237 156H236V157H237ZM32 157H33V156H32ZM32 157H31V159H32ZM43 157H42V158H43ZM127 157H128V155H127ZM148 157H150V156L148 155ZM151 157H150V158H151ZM238 157H239V156H238ZM238 157H237V159H238ZM26 158H27V157H26ZM26 158L23 157L21 161L26 160ZM35 158H33V159L35 160ZM42 158H40V159H42ZM54 158H55V157H54ZM152 158H151V159H152ZM255 158H257V157H255ZM47 159H48V158H47ZM36 160H37V159H36ZM233 160H235V158H234ZM238 160H239V159H238ZM257 160H258V159H257ZM257 160H255V162H256ZM13 161H14V160H13ZM26 161H27V160H26ZM28 161H30V160H28ZM31 161H32V160H31ZM235 161H236V160H235ZM37 162H38L41 166L43 165V164H41L42 160H37ZM22 163H25V162H22ZM43 163H44V162H43ZM154 163H155V162H154ZM233 163H234V161H233ZM237 163H239V161H238V162L236 161L234 167L236 166ZM253 163H254V162H253ZM160 165H161L162 167H165V165L167 166V164L163 165V163H161ZM249 165H250V166H249ZM157 166H158V165H157ZM158 167H159V166H158ZM158 167H157V168H158ZM241 167H242V168H241ZM245 167H246V168H245ZM247 167H248V168H247ZM159 168H161V167H159ZM221 168H222V167H220V168L217 169V171H221V172H219V173L216 172V173H218V174L216 175L217 177H221V175H222L221 173H222L223 169L220 170ZM253 168H254V167H253ZM43 169H44V167H43ZM161 169H162V168H161ZM161 169H159V170H161ZM156 170H158V169H156ZM252 170H253V169H252ZM247 171H246V172H247ZM244 173H245V172H243V174H244ZM245 174H247V173H245ZM13 176H14V174H12V177H13ZM42 176H43V175H42ZM217 177H216V178H217ZM233 178H234V177H233ZM213 179H215V178H213ZM213 179H212V180H213ZM212 180L210 181L212 184H213V183L215 184V182H217V181H212ZM236 180H238V179H236ZM236 180H235V182L232 181L231 183L228 184L229 186H228L227 188H229L230 190H229L228 192H225V194H226L225 197L227 198V197L229 196V198L231 199V203H232L233 199H234V200H237V196L241 195V193L239 194V192L242 191V188H239V189L237 188V189H236V186H235V185L238 183V181H237V183H236ZM131 182H132V181H131ZM233 182H234V183H233ZM132 184L134 185V182H133ZM217 184H218V182H217ZM133 185H131V186L129 185V187L127 186V189H129L130 191H135V192L137 191V192H138L139 185H138L137 190L135 189L136 187H134ZM232 185H234V188H233ZM10 186H11V185H10ZM198 187H200V186H198ZM239 187H240V186H239ZM12 188H13V186H12ZM15 189H16V187H15ZM233 190H234V193H233ZM240 190H241V191H240ZM230 191H231V192H230ZM137 192H136V193H137ZM136 193H135V195L133 196L134 198H136V196H137ZM235 193H237V195H236ZM242 193H244V192H242ZM230 194H232V195H230ZM243 195H244V194H243ZM243 195H241V196H243ZM171 196H172V197H173V196L176 197L175 194H174V195H171ZM241 196H240V197H241ZM240 197H238V198L240 199ZM176 198H177V197H176ZM229 198H228V199H229ZM241 198H242V197H241ZM228 201L230 202V200H228ZM169 203H170L171 207L173 206V208H171V210H170V208H169L168 210H169V211H173V212H174V213H173L174 215L176 214L175 211L177 210V212H179V215H178V216H181V215H182V214H181L182 212L187 211L188 209H190L191 207H193L192 205H189V208H188V207L185 208V209L183 208L184 210H182V209H181V206H182V207H185V206H183L182 204H178V202L176 201L175 198H173L171 201H169ZM235 203H237V202H234V204H235ZM238 203H239V201H238ZM238 203H237V204H238ZM185 204H186V203H185ZM234 204H233V205H234ZM179 205H181V206H179ZM195 205H196V206H199L200 204H199V205H198V204H195ZM230 205H232V204H230ZM216 206H217V207L215 208V211H213L212 213H210V216H212V217H213V216H214V217H217L218 219L215 218V219H213L214 221L211 220V221H212V222H210L211 224L208 225L207 228H205V229H207V231H208V230L211 231V233L208 231V232L206 233L205 237H203V238H205V239H203V243H205V245L207 246V249H209V248H210V249H211V248H214V249H212L213 252H212V251H209V250H208V251L205 250V252H204L202 255L200 254L201 256L199 255L200 257L198 256V257H199L200 264H207V263L209 264L208 260L205 259L207 262H206L205 260H202V259L205 258V256H206V258H207V257H208V258L210 257L209 261H210L211 259H214V258H215V259L217 258V260H218V259L220 258L219 256H222V254H220L219 251H217V249L219 250L220 246L222 245V244L219 245L221 242H225V241H222V237H223L222 235H224L223 232L225 233L226 230H227L228 228H230L229 225H232V224L234 223V222H233V223L231 222L232 224H229V223H228V225H227V224H223V222L225 223V222H227L228 220H227V219H223L222 217H223V216L226 217V215H227L228 212H226L225 209L223 210V208H222L221 206H219V204L216 205ZM214 207H215V206H214ZM214 207H213V208H214ZM174 208H175V209H174ZM179 208H180V209H179ZM172 209H174L175 211L172 210ZM229 209H230V208H229ZM229 209H228V210H229ZM166 211H167V210H166ZM224 211H225V212H224ZM229 211H230V210H229ZM168 213H169V212H168ZM213 213H214L215 215H214ZM170 214L172 215V212H171ZM180 214H181V215H180ZM212 214H213V215H212ZM218 214H219V215H218ZM171 215H170V216H171ZM222 215H223V216H222ZM228 215H229V214H228ZM230 215H231V213H230ZM230 215H229V217H230ZM170 216H169V217H170ZM221 216H222V217H221ZM182 217H186V216L183 215ZM219 217L221 218V220H220ZM120 218L122 219V218H125V217H120ZM120 218H119V221H120ZM226 218H227V217H226ZM230 218H231V217H230ZM230 218H229V219H230ZM235 218H236V217H235ZM117 219H118V218H117ZM122 220H123V219H122ZM216 220L219 221V222H217ZM237 220H238V221H236V222L239 223L240 220H239V219H237ZM19 221H20V220H19ZM39 221H40V220H39ZM126 221H127V220H126ZM126 221H125V222H126ZM128 221H130V220H128ZM221 221H222V222H221ZM229 221H230V220H229ZM233 221H234V220H233ZM122 222H124V221H122ZM167 222H168V221H167ZM236 222H235V223H236ZM19 223H20V222H19ZM25 223H26V222H25ZM38 223L40 224V222H38ZM116 223H117V222H116ZM118 223H119V222H118ZM168 223H169V222H168ZM21 224H22V223H21ZM112 224H113V223H112ZM114 224H115V223H114ZM129 224H130V223H129ZM131 224H132V223H131ZM131 224H130V225H131ZM169 224L171 225V223H169ZM173 224H174V223H173ZM19 225H20V224H19ZM109 225H110V224H109ZM117 225H118V226H123L124 223L121 224V225H119V224H117ZM127 225H128V224H127ZM175 225H176V224H175ZM212 225H213V226H212ZM225 225H227V226H225ZM234 225H235V224H234ZM234 225H233V226H234ZM40 226H42V225H40ZM112 226H113V225H111V227H112ZM114 226H115V225H114ZM118 226H117V227H118ZM134 226H135V225H134ZM211 226H212V227H211ZM219 226H220V227H219ZM233 226H231V227H232L233 230H235L234 227L237 226L236 228H238L239 224L236 225V226H234V227H233ZM26 227H27V226H26ZM35 227L37 228V226H35ZM109 227H110V226H109ZM117 227H116V228L112 227V228L117 230ZM125 227H126V226L124 225V228H125ZM129 227H130V226H129ZM171 227L173 228V226H171ZM175 227H176V226H175ZM221 227H223L224 229L221 230ZM225 227H226V228H225ZM119 228H120V227H118V229H119ZM126 228H127V227H126ZM176 228H177V227H176ZM28 229H29V228H27L26 230H28ZM37 229H38V228H37ZM37 229H36V230H37ZM40 229H41V228H40ZM120 229H122V228H120ZM127 229H128V228H127ZM135 229H136V228H135ZM230 229H231V228H230ZM230 229H229V230H230ZM23 230H25V229H23ZM36 230H35V228H34V231H36ZM42 230H43V228H42ZM122 230H123V229H122ZM132 230H133V228L131 229V231H132ZM220 230H221V232H222V231H223V232L221 233ZM229 230L227 231V235L229 234V239H230V238H231V237H230V234L233 232V230H231L232 232L229 231ZM117 231H118V230H117ZM123 231H124V230H123ZM133 231H134V230H133ZM175 231H176V230H175ZM213 231H214V232H213ZM216 231H217L218 234L215 233ZM235 231H236V230H235ZM27 232H28V231H27ZM29 232H30V230H29ZM29 232H28V233H29ZM38 232H40V231H38ZM120 232H121V230H120ZM120 232H118V235H119ZM125 232H126V231H125ZM169 232H170V231H169ZM36 233H37V232H36ZM121 233H122V232H121ZM121 233H120V234H121ZM132 233H133V232H132ZM132 233H131V234H132ZM153 233H154V232H153ZM174 233H175V232H174ZM123 234H125V236H126V234H129V235H130V232H126V233H123ZM177 234H178V233H177ZM177 234H176V235H177ZM209 234H211V235H209ZM154 235H155V233H154ZM171 235H172V232H170V237H171ZM173 235H174V234H173ZM207 235H209V236H207ZM232 235H233V234H232ZM42 236H43V235H42ZM121 236H123V235H121ZM211 236L213 237L212 240H210V238H209V237H211ZM219 236L221 237V239H220ZM225 236H226V235H225ZM154 237H155V236H154ZM157 237H158V236H156V238H157ZM177 237H178V236H177ZM207 237H208L209 241H207ZM227 237H228V236H226V238H227ZM42 238H43V237H42ZM42 238H41V239H42ZM127 238H128V237H127ZM156 238H154V239L157 240L158 238H157V239H156ZM161 238H162V237H161ZM171 238H172V237H171ZM215 238L220 239V240L217 241V240H215ZM39 239H40V238H39ZM41 239H40V240H41ZM129 239L131 240V238H129ZM133 239H134V237H133ZM162 239H163V241H162ZM162 239H161V240L159 239V240H160V242L164 243L163 245H165V243H166L168 240L166 241V240H165L166 238H162ZM173 239H175V237H173ZM176 239H177V238H176ZM36 240H37V239H36ZM43 240H45L46 244H48V245L50 244L48 241H46L45 238H43ZM124 240H125V239H124ZM155 240H154V241H155ZM127 241H128V240H127ZM127 241H126V242H127ZM131 241H132V240H131ZM165 241H166V242H165ZM211 241H212V242H211ZM214 241H215L216 243H215ZM40 242H43V241H40ZM40 242H39V243H40ZM129 242H130V241H129ZM138 242H139V241H138ZM157 242H159V241L157 240L156 243H157ZM171 242L174 243V241H171ZM175 242H178V241L176 240ZM218 242H219V243H218ZM133 243H134V242H133ZM133 243H132V244H133ZM162 243H161V245H162ZM172 243H171V244H172ZM210 243H211L212 246L210 245ZM217 243H218V244H217ZM225 243H226V242H225ZM43 244H44V242H43ZM129 244H131V242H130ZM129 244H128V245H129ZM168 244H169V243L167 242V248L164 249V250H166V251H165V254H166V253L168 254V253L171 252L170 254H171V257H172V259H173V260H172V263H173V264H178V263H176L175 257L173 258V256H174L173 254L176 252V253H175V256H176V259L178 260V257H177V255H176V254H177V251L179 250V248L177 249L178 244H176V243H175V244H172V245L170 244L171 247L176 248V250H177V251H176V250L173 249L174 253H173V251H170V252L168 251L169 249L172 250L171 247L168 246ZM216 244H217V245H216ZM48 245H46V246H48ZM65 245H66V243H65ZM135 245H136V244H135ZM214 245H215L216 247H215ZM218 245H219V246H218ZM223 245H224V244H223ZM223 245H222L221 247H223ZM226 245H227V247L223 248V249H226L225 251H227V249L229 248V247H228L229 245H228L227 243H226L224 246H226ZM43 246L46 247L45 245H43ZM43 246H42V247H43ZM130 246H131V245H130ZM151 246H153V245H151ZM206 246H205V248H206ZM257 246H258V245H256L255 247H253V250H251L252 252L248 253V251H247V253H248L247 256H250V257H251L252 253H253V256L256 255L257 253L259 254L260 251H261V249H260V251H259L258 248H257ZM56 247H57V246H56ZM59 247H60V246H59ZM59 247H58V248H59ZM137 247H138V246H137ZM137 247H135L134 249H137ZM139 247H140V245H139ZM153 247H154V246H153ZM165 247H166V246H165ZM218 247H219V248H218ZM260 247H261V246H260ZM260 247H259V248H260ZM215 248H216V249H215ZM42 249H43V248H42ZM44 249H45V248H44ZM59 249H60V248H59ZM139 249H140V248H139ZM148 249H149V248H148ZM221 249H222V248H221ZM229 249H230V248H229ZM153 250H154V248H153ZM214 250H215V251H214ZM246 250H247V249H246ZM140 251H141V249H140ZM142 251H143V250H142ZM142 251H141V252H142ZM149 251H150V250H149ZM221 251L223 252V250H220V252H221ZM179 252H180V250H179ZM216 252H217V253H216ZM242 252L245 253V255L247 254L246 251H245V252L242 251ZM255 252H256V253H255ZM172 253H173V254H172ZM214 253H216V254H214ZM58 254H59V253H58ZM156 254H158V253H156ZM167 254H166V255H167ZM170 254H168L167 256H170ZM219 254H220V255H219ZM56 255H57V254H56ZM59 255H60V254H59ZM179 255H180V254H179ZM203 255H205V256H203ZM253 256H252V257H253ZM51 257L54 258V256H51ZM157 257H159V256H157ZM171 257H170V258H171ZM203 257H204V258H203ZM218 257H219V258H218ZM252 257H251V258H252ZM246 258H247V259H251V258H249V257H246ZM154 259H156V258H154ZM185 259H187V258H185ZM185 259H184V260H185ZM220 259H221V258H220ZM220 259H219V261H221ZM156 260H157V259H156ZM159 260H160V259H158V261H159ZM184 260H182V262H183ZM195 260H196V263L199 262V261L197 262V259H195ZM195 260H193V262H194ZM217 260H215L217 263H216L214 260H213V261L211 260V261L214 262V263H216V264H218L219 261H217ZM154 261H155V260H154ZM187 261H189V259L185 260V263H186V264L189 263V262H187ZM190 261H191V260H190ZM204 261H205V262H204ZM211 261H210V264H211ZM222 261H224V260L222 259ZM222 261H221V262H222ZM248 261H250V260H248ZM251 261H252V260H251ZM254 261H255V260H254ZM151 262H153L152 259H151L150 263H151ZM159 262H160V261H159ZM193 262H192V264H193ZM256 262H259V261H256ZM154 263H155V262H153V264H154ZM185 263H184V264H185ZM219 263H220V262H219ZM227 263H228V262H225V263H223V264H227ZM151 264H152V263H151ZM156 264H157V263H156ZM158 264H159V263H158ZM180 264H183V263H180ZM190 264H191V262H190ZM198 264H199V263H198Z\"/></svg>","mask_w":264,"mask_h":264}]
</instances>
